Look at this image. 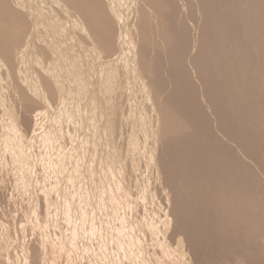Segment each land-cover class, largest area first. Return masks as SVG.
Listing matches in <instances>:
<instances>
[{
    "label": "rangeland",
    "instance_id": "374dc122",
    "mask_svg": "<svg viewBox=\"0 0 264 264\" xmlns=\"http://www.w3.org/2000/svg\"><path fill=\"white\" fill-rule=\"evenodd\" d=\"M2 1V0H1ZM6 2L8 1V0H5ZM11 1H13V0H9L7 3L8 4H10V2ZM21 1V0H20ZM25 2V4H28L29 3V5H26V9L25 8H23L22 9V11H24V12H22V15H23V17H24V20H23V22H30L28 25H27V23H26V26H28V27H30L29 28V30L27 29V27L25 26V25H23V24H20V22H19V24H14V22H13V26L12 25H5L4 23H2V22H0V41H2V42H4V43H7V44H11L12 46H10V45H8L9 47H10V49L12 50V52H14L15 50V57H16V52L17 51H20L21 50V44L23 45V43H24V40H25V38L26 37H28V38H30L29 39V41L31 40V41H33V42H29V51H27L26 50V53L27 54H30V55H32L33 54V58L29 55H27V57L29 58H31L32 60H31V62H32V64H30L31 62H28L27 60H28V58L26 57L25 58V56H24V58L26 59V60H24V61H26V62H23L22 61V63H23V65H21V64H19L20 66H22V69H21V67L19 68V69H21V70H23L24 69V71H25V74H24V76H22V74H18V76H20L19 78H20V80H18V82L19 81H21L22 79H23V77H26V75H27V73H28V75H27V78H29L30 80H31V78H32V80H31V84L34 82V80L36 81L35 82V84L33 83V87L32 88H30V90H29V92H28V87L24 84V83H17V78L18 77H16L17 75H15V73H11V71L9 72V74H10V77L8 78V77H6V76H9V75H7L6 74V72H4L3 71V69H1V68H4V70H5V67L4 66H1L0 67V77H2V79L4 78V82L5 83H3V82H0L1 84L3 83V84H6V83H10V81H12V79H13V81L15 82H11V85H12V83H13V85L11 86V87H13L14 85L16 86V87H18V89H16V88H14V91L15 92H13L12 93V91L13 90H9L11 87L9 86H7L8 84H6L5 86L4 85H1L0 84V89L2 88V91H4L3 90V88L4 87H8V88H6V89H8L9 91H7V90H5L6 92H7V98L4 96V94L6 93H3V95H2V93L0 92V94L2 95L1 97H0V101L4 104L3 105V107H2V105H0L1 106V108L3 109H0V115H1V117H3V114H6L5 112H11L10 110L13 108L14 109V107L15 106H19L18 104H17V102L19 101L20 102V107L21 108H19V107H17V108H15L14 109V111L12 110V112L11 113H8V114H6V115H8V116H10V114H11V116H10V119H9V117H7V116H4L2 119H1V117H0V126H2V124L4 125L2 128H0V139L1 138H3V137H1V136H3V134H4V129L3 128H6V126H8L9 124V126H11L13 123H14V127H12V129L14 128V129H16V126L15 125H17V128L19 129V127L18 126H20V125H18V124H21V126L23 127V129L22 130H19L20 131V134L23 136V135H27L26 137H23L22 139H24V141L25 140H27L25 143H27V144H25L24 143V147H23V140L21 139V137L22 136H20L19 137V139H21V141L17 138V137H15V136H19L20 134H18V129H16V130H14L13 129V131L12 132H15L16 134H13L12 133V135L13 136H10V131H11V127L9 128V126H8V128L10 129H8L7 130V128L5 129V131L7 130L8 131V133H9V136H10V138L11 137H15L14 139L15 140H17L16 142H15V140L13 141V138H11V139H9L8 137V135H5V137L3 138V143H7V141H4L5 140V138H6V140H10V144H9V142H8V144H3V143H1V148H0V156H2V158H4L5 156L7 157V158H5L4 160L3 159H1V157H0V162H1V164L2 163H4V166H7L8 164H9V162H8V164L6 165V163L7 162H5V161H10L11 163L10 164H13V165H8L7 166V168L8 169H10V170H7L6 171V169H0L1 171H0V174H2V175H0V177H1V180H2V178H3V182L1 181L0 182V264H234V263H236V264H264V223H263V225L259 228L258 226V228L257 227H255L253 224H249V227H248V225L246 226L245 224H242V225H240V226H242V228L239 226V227H236V230H238V233L237 234H239L240 236L242 235L240 232H242L243 233V230L244 231H246L245 229H247L248 230V232H245V233H243V235L245 236H241V239H240V236L238 237V235H237V237L235 238V240H233V239H230L229 237H231V236H229L228 238H225V233H222L221 232V234L218 232L217 234L218 235H216V238H213V239H211V238H208L207 239V237H206V235H205V230H206V228H207V224H206V222H205V219H204V217H202L201 218V231L200 232H198V230L194 227V225L191 227V229H190V226H191V223L189 222V220H186V218H185V216H184V213H183V215L181 216V202L185 199V198H183L184 197V195L182 194V193H180L179 195H177V194H175L174 193V191L171 189V188H169L170 186H168V184H166V183H168L167 182V178L165 179V177H166V172H165V170H164V172L163 171H161L160 169H162L163 170V168H164V166H162L164 163V161L166 160V152H162L161 150H165V148L163 147V144H164V146H165V143H163L162 141H164L163 140V138L164 137H162L163 135L162 134H164L163 132H164V130H163V122H162V119H160L159 117V115H160V113H164V106L162 105V104H164L163 102L165 101V96L167 95V92L169 93V91L168 90H170L171 91V89H172V86H171V82L169 81L170 80V78L169 77H171V74H167L166 72H165V70H164V72H162L161 74V80L163 79H165L163 82L161 81L160 82V80H156V82H154L155 80H153V79H156V76L154 77V75L152 76V74H153V69L151 68V66L148 68V67H146V72L145 71H143V69H144V67H145V64H147V63H143L142 62V58L140 57V59H139V55H138V53L137 52H135V51H137L138 50V48H137V46H141L140 45V40H141V42L142 43H144V41L145 40H143V39H141V38H143V32H144V36H147V38H146V41L148 42H151L150 40H152L154 43H159V42H161L162 41V39H163V37H161L162 35H160L159 33H158V31H160V30H157L156 31V29H158V23L156 24V26H154V23L155 22H158L156 19H154V15L152 14V11H154V8L155 9H159V5L161 6L162 5V3L161 4H157V2H147L146 0L144 1H142V0H134V2L133 1H130L129 2V0H114V3L116 2V1H119L120 2V4H118L117 5V3L118 2H116V4H115V7L117 8L119 5H120V7H122V8H119L118 7V9H116L115 7H114V3H113V5H111V2H109L108 0H103V1H100V3H102V5H104V3L106 2V1H108V3H105V6H103V7H105V14L107 13L108 15H110L111 13H114V12H116V13H114V16L116 15V16H118V18L117 17H115V19H113L114 18V16H113V14H111L110 15V17L108 16V15H105V18L107 19V20H109V21H107L106 19H104V20H102L103 18H104V16L102 17V19H101V21H102V23L104 22H106L105 23V25H104V23H103V29L105 30H103L104 32V34L102 33V37L103 36H105V35H107V36H105V38L103 39V38H101L103 41V47L106 49V46H107V48H108V46H109V42L110 41H113V42H111V47H112V49L114 50V51H112V49L111 48H109L110 50H108V51H106L105 52V54L104 53H102L101 51L100 52H98L99 51V47H98V44H99V41H92L91 40V38H90V35L88 34V32L86 31V30H84V27H82V26H79L80 25V23H79V25H77L76 24V22L77 21H75V16H73V14L71 13H69L68 14V10L66 9V6L64 5V3L61 1V0H55L56 2H57V9L55 8L54 9V7H55V5L54 4H52L53 2H52V0L49 2L48 0V2L49 3H47V1L46 0H44V1H46V2H44L43 0H22V2ZM28 1V2H27ZM31 1H35L36 2V4H35V2H34V4H32L33 2H31ZM127 1H128V4H127ZM176 0H171V2L170 1H165L164 0V2H165V4H164V6H165V8L168 6V7H173V10H172V8H168L167 7V9H169V12H171L170 14H168V13H166V15L168 14L169 16L172 14V21L175 19V20H177L176 22H178L179 21V23H180V21H181V19H182V21H181V25H182V29H181V31H183V30H187L186 28H188V31H185V34H184V38L182 37V36H180V39H182L183 41H184V39H185V41L184 42H189V43H184L185 44V46L184 45H182V46H184L182 49H179V51H178V54L176 55V54H174L175 56L173 57L174 58V60H175V62L177 61V60H180V58L182 57V56H184V53H186L185 54V56L184 57H186L185 58V61H183L184 60V57H182L181 58V60L185 63L184 65H183V68H184V71L186 70H188V74H186L187 76H188V78H189V80H191V81H189L190 82V85L191 84H194V83H196V82H194V80H192V78L194 79V77H193V75L195 76V79H198L197 80V83H199L201 86L203 85V84H205L204 83V81H202V78H201V75H200V73H197V69L196 70H192V71H189V70H191L192 68L193 69H195V65L193 64V59H192V57H195V55L197 56V52L199 51L200 52V50L201 49H198L199 47L198 46H200L201 45V43L203 42V37L201 38V36L200 37H198L201 33V35H203V33H204V31L202 32V30L204 29V27H203V25H205L206 24V18H205V20H203L202 19V17L204 18V14H203V16L201 17V15H202V13L204 12L203 10V5H202V3L200 2V0H198L197 1V4H200V6H198V5H196L195 4V2L196 1H194V0H192V2L190 1V3H189V0H178V1H176ZM180 1V2H179ZM182 1H186V2H188V4H189V6L187 7V6H185V5H188L187 3H184V2H182ZM193 1H194V4L192 5L191 3H193ZM228 1V0H227ZM230 1V0H229ZM23 2V3H24ZM30 2H31V4H30ZM52 2V3H51ZM104 2V3H103ZM124 2V3H123ZM141 2V3H140ZM169 2L171 3L170 5H169ZM175 2V3H174ZM199 2V3H198ZM232 2H234V3H236V6H235V10H237V11H235V13H233V14H231V12H230V17L228 18L227 17V15H228V13H225L224 14V18H222L223 16H219V14H218V17H219V19H224L223 21L224 22H226V23H228L229 21V23H231V20L233 19H237V17H238V22L236 21V20H234L235 22H237V23H240V22H242V21H240V20H242V16H243V12H242V10H240V9H243V7H242V5L243 4H241L240 2V4H241V6H239V3H238V0H236V2H235V0H233ZM21 3V2H20ZM22 3V4H23ZM49 4V5H45V4ZM123 3V4H122ZM134 3V5H131V4H133ZM143 3H144V5H143ZM146 3V4H145ZM147 3H150V4H148V7L147 8H145L146 6H147ZM152 3V4H151ZM155 3V4H154ZM180 3H181V5H183V6H185L186 8H188V9H186L185 7H181V8H185L184 10L183 9H181L179 6H181L180 5ZM184 3V4H183ZM220 3H222L221 1H220ZM220 3H219V5H220ZM11 4H12V2H11ZM21 4V6H23V7H25V4H23L22 5ZM106 4H110V6H111V9H110V6H108V5H106ZM155 6H154V5ZM156 4L158 5V6H156ZM173 4H178L177 6L178 7H176V5L174 6ZM192 5V7H193V9H192V7L190 8V9H192L191 11L193 12L194 11V9H195V11L193 12V14H191V11H189V7ZM31 5H33V6H35V7H31ZM40 5H42V7H40ZM54 5V6H53ZM123 5H124V7H123ZM128 5H129V7H128ZM138 5H141V7L142 6H144L143 8V11H142V9H141V7L139 6L138 7ZM196 5V6H195ZM237 5L239 6V7H237ZM39 7V9L41 8V11L38 9V7ZM51 8H50V7ZM53 6V7H52ZM154 6V7H153ZM220 6H222V5H220ZM37 7V8H36ZM113 7L115 8V9H113ZM138 7V8H137ZM156 7H158V8H156ZM174 7H176V9L174 8ZM198 7V8H197ZM201 8V11H199L200 10V8ZM223 7V6H222ZM239 9H237V8ZM241 7V8H240ZM30 8V9H29ZM127 10H126V9ZM131 8V9H130ZM164 8V9H165ZM177 8H178V10H177ZM179 8L181 9L180 11V13H178L179 12ZM34 9H36L35 11H34ZM50 9V10H49ZM53 9V10H52ZM108 9H110V10H108ZM129 9H130V11H129ZM140 9H141V11H142V14H143V17L144 16H146V14H150V12H151V14L150 15H147L146 17H142L143 19L141 20V19H138V17L139 18H141V15L139 14V12L141 13V11H140ZM147 9H151V10H148L147 11ZM160 9H162L163 10V8H161L160 7ZM163 10V11H166V12H168V10ZM196 9H198L197 11H196ZM31 10H33V11H31ZM39 10V11H38ZM49 10V11H48ZM58 10V11H57ZM111 10H115V11H112L111 12ZM118 10V11H117ZM120 10H122V11H120ZM139 10V12H137ZM147 11L146 12V14H145V12L144 11ZM219 10V9H218ZM218 10H216V12L218 11ZM223 10V9H222ZM128 11V12H127ZM131 11H134V12H131ZM136 11V12H135ZM172 11L174 12V14L172 13ZM175 11H178L177 13H178V15H176V12ZM185 11V13H183ZM203 11V12H202ZM224 11V10H223ZM226 11V10H225ZM230 11H231V9H230ZM238 11L240 12L239 14H238ZM34 12V13H33ZM42 12V14L44 15V20L42 19V17H43V15L41 16V14L40 15H38L39 13H41ZM49 12V13H48ZM57 14H56V13ZM110 14H109V13ZM118 12H120L119 14L120 15H118ZM128 13V15H127V13ZM130 12V13H129ZM190 12V14H188ZM219 13H220V15L222 14L221 13V8H220V11H218ZM233 12V11H232ZM25 13V14H24ZM30 13H31V15L33 14V16L34 15H36V13H37V16H39V17H41V18H37L36 19V17H33V16H31L30 15ZM53 13H54V15H53ZM135 13H136V15H135ZM154 13V12H153ZM182 13V14H181ZM194 13H195V15H196V13L197 14H199L198 15V17H197V15H196V17L198 18V23L196 22V17H194L195 15H194ZM214 13H215V11H214ZM45 14H47L46 16H45ZM51 14V15H50ZM66 15V18H64L62 15ZM124 14V15H123ZM132 14V15H131ZM185 14V15H184ZM187 14V15H186ZM236 14V15H235ZM14 15V12L13 11H11V14H10V17H9V19H10V22L12 23V16ZM25 15V16H24ZM27 15V16H26ZM57 15V16H56ZM60 15V16H59ZM175 16V18H174V16ZM181 15V16H180ZM192 16V17H189V16ZM228 15V16H229ZM234 15V16H233ZM239 15V16H238ZM31 16V17H30ZM50 18H49V17ZM111 16H113V17H111ZM119 16H121V17H119ZM135 16H137V18L136 19H134V17ZM177 16V17H176ZM201 18H200V17ZM241 16V17H240ZM32 17L34 18V19H32ZM127 17V18H126ZM151 17H152V22H151V24H149L150 23V19H151ZM156 17V16H155ZM178 17H180L179 19H178ZM225 17H227V18H225ZM235 17V18H234ZM241 19H240V18ZM26 18V19H25ZM27 18H30V20L29 19H27ZM49 18V20H46V19H48ZM53 18L54 19H56V20H58V18H61V20H59V21H56V20H53ZM117 18V19H116ZM121 18V19H120ZM125 18V19H124ZM129 18V19H128ZM177 18V19H176ZM190 18V19H189ZM191 18H195L194 19V21L196 22V25L195 26H193V24H194V21H191L190 22V20H191ZM232 18V19H231ZM38 19H42V20H38ZM66 19V20H65ZM127 19L129 20V21H127ZM132 21H131V20ZM145 19V20H144ZM146 19H147V21H146ZM186 19H187V21L196 29V32H195V30H193L192 29V26L190 27V24L188 25H186L187 27H185V29L183 28L184 26H185V23H188V22H185L186 21ZM192 19V20H193ZM225 19H227V20H225ZM29 20V21H28ZM34 20H36L37 22H40V23H43L42 25V27L40 26H38L39 27V33L41 32V29H43V30H49V28H46L48 25H53L52 27L54 28V26L56 25V27L53 29V31L55 30V32L56 31H58V33L60 34V36H61V38H63L62 40L63 41H65L63 44H66V45H62L61 47H62V51H63V53H62V51L60 52V53H62V55L63 56H65L66 58H67V60L71 57H67L68 55H69V52H70V48L72 49V51L75 53V55H76V57H77V60L76 59H74L72 62H73V64H72V62H71V64L72 65H70V67H72L71 68V72H75V73H77V71H79L81 68H83L84 67V71L82 72V74L84 75V77L83 76H81L80 74H77L78 76L80 75V78H76V76H75V79H74V77H73V73L71 74V76L73 77H71L69 74V76L68 75H62V72H65V71H62V68H63V70H65L66 69V72H68L69 71V69L70 68H67L68 67V65H65V64H68V63H70L69 61H70V59H72V58H70L69 59V61H68V63H67V60H64L66 63L64 64L63 62H60L59 63V67H58V69L57 70H59V71H57V72H59V73H61L60 75L61 76H65V78L66 79H69V77H70V79L69 80H71V79H73L72 80V83H71V81L69 82V81H66V83H68V84H61V86H63L64 85V89L66 90V87L70 84V88H72V89H70V88H68L67 87V95L65 94V90L63 91L62 89H60L59 87H60V84L59 83H61V81H59L60 79H57L58 77L59 78H62V77H60V75H59V73H57L59 76H57V78H56V84L58 85V87H57V89H56V91L57 90H62L63 91V93L62 94H64V95H62V94H60V92L59 91H57L56 93H58V94H60L59 95V97L62 95L63 96V98H62V96H61V99H62V101L64 100V102H65V104H66V102H67V104H68V106H67V104H66V106L68 107V114L66 115V117L64 116V112H62L63 110L65 111V114H66V106H65V104H63V103H61V105L62 106H65V109H63L62 110V106H60L59 108H58V105L60 104L59 102H62V101H59V99L60 98H56V96H54V95H57L58 96V94H56L55 93V87L57 86H55V84H54V88H53V84H52V82L54 81L55 82V80H50V78L48 79V83L50 84L49 86H51L52 85V88H49V86H48V88H47V86H46V84H45V80L44 79H46L47 77H45L44 79H43V77L45 76V75H43V76H41L40 74H42L41 72V67H40V69H39V67H38V70H40L41 72H39L38 70H37V66H33L32 67V65H34L35 63H34V61H33V59L35 58V57H37V56H39V57H41V56H43V61L41 62V63H44V64H42V65H49L50 64V62L49 61H51V60H49V56H48V54L46 53L47 51V49L46 50H43V49H45L46 47L48 48V46H46V45H44L43 43L44 42H46V44H48L47 42V40H48V38L52 35V37H50L51 39H53L54 40V38L56 39L58 36H56V37H54L53 38V32H51V33H49L50 32V30L49 31H47L48 33H46L47 35H45V33L44 32H46V30L45 31H43V32H41L42 34L44 33V35H42L43 37H39L40 39H45L44 41L43 40H41L40 41V43L39 42H37V40H38V35L36 36V34H39V33H37V30H38V28H37V30L34 28H32V27H34V24H36L37 22L35 21V22H33ZM48 22V23H45L46 21ZM68 20V21H67ZM77 20V19H76ZM119 20H121V21H123V22H121V21H119ZM125 20V21H124ZM138 20V21H137ZM139 20H141V22H139ZM156 20V21H155ZM174 20V21H175ZM232 20V21H233ZM44 21V22H43ZM52 21V22H51ZM57 23H56V22ZM60 21H62L61 23H62V25H61V23L59 24V22ZM116 21V22H115ZM148 21H149V23H148ZM203 21H205V22H203ZM223 21H222V28H223V26H226L227 27V25H228V27L227 28H223L224 30H226V29H228L229 31H230V33H229V31H227L228 33H229V38H228V33H226L225 32V35L223 36V37H225L226 35H227V38H224L227 42L228 41H230V42H232L231 40H232V38L231 37H234V35H232L233 33H231L232 31L230 30V29H232L231 27H234V22H232L231 23V27L229 28V23L226 25V24H224L223 23ZM54 22V23H53ZM110 22V23H109ZM117 22H119V23H117ZM121 22V23H120ZM144 22H147V23H144ZM154 22V23H153ZM175 22V24H177ZM193 22V23H192ZM199 22H200V24H199ZM203 22V23H202ZM17 23H18V21H17ZM34 23V24H33ZM52 23V24H51ZM56 23V24H55ZM112 23V24H111ZM124 23V24H123ZM130 23H132L133 24V26L134 27H136L137 26V23L139 24L138 26V28L136 27L135 28V30L138 32V30H139V33L141 34V36H140V34L139 33H137L136 31H134V28H133V26H131L132 24H130ZM141 23H143L142 24V26H144V24H147L148 26L149 25H151L152 26V28L149 26H147V28H149L150 30L152 29L153 31H149L148 29H147V31L145 32V28H146V26H144V28L143 27H141ZM178 23V24H179ZM183 23H184V25H183ZM25 24V23H24ZM48 24V25H47ZM65 24V25H64ZM74 24V25H73ZM111 24V25H110ZM201 24H203V25H201ZM224 24V25H223ZM22 26V27H20V26ZM67 25V26H66ZM114 25V26H113ZM122 25V26H121ZM129 25V26H128ZM180 25V26H181ZM220 25V24H219ZM242 25V24H241ZM62 27V29H61V27ZM63 26L64 27H66V29L65 28H63ZM78 26V28H76ZM110 26V27H109ZM113 26V27H112ZM128 26V27H127ZM132 27V31L129 29V28H131ZM178 27H179V25H177ZM199 26H202L201 28L199 27ZM25 27V28H24ZM80 27V28H79ZM109 27V28H108ZM126 29H125V28ZM197 27V28H196ZM199 27V28H198ZM220 27V28H221ZM22 28H24L25 30H23ZM32 28V29H31ZM116 30H115V29ZM121 28V29H120ZM140 28L141 29H143V30H141V32H140ZM154 28H156V29H154ZM180 28V27H179ZM192 30H191V29ZM239 28H240V31H242V30H244L245 28L243 27V26H238V29H237V33L235 32V36H237L236 34H238V31H239ZM23 31H22V30ZM26 29L28 30L27 32H26V34H22V33H25L24 31H26ZM76 31H75V30ZM109 29V30H108ZM110 29H111V31H110ZM114 29V30H113ZM120 29V30H119ZM138 29V30H137ZM190 29V30H189ZM200 30V32H199V30ZM242 29V30H241ZM20 30H21V32H20ZM33 30V31H32ZM64 30V31H63ZM65 30H66V32H65ZM70 30V31H69ZM71 30H74V33H73V31H71ZM119 30V31H118ZM125 30V31H124ZM180 30V29H179ZM35 31H36V34H35ZM107 31V32H106ZM110 31V32H109ZM131 33H129V32ZM190 31V32H189ZM191 31H193L195 34H192L193 32H191ZM247 31V30H246ZM30 32H32V33H30ZM33 32H34V34H35V36H36V38H37V40H36V38H35V36H34V34H33ZM54 32V33H55ZM65 32V33H64ZM87 32V34H88V36H86V33ZM119 32V33H118ZM121 32V33H120ZM125 32H127L126 34H125ZM133 32H135V33H133ZM148 32V33H147ZM156 32V33H155ZM184 32V31H183ZM182 32V33H183ZM187 32L188 33H190L191 35H193V36H190V38H191V41H190V38L188 37V39L189 40H186L187 38H185V37H187V35L189 36V34H187ZM199 32V33H198ZM245 30L244 31H242V32H240L238 35L239 36H237V38L236 37H234V38H236V39H238V37H239V40L241 41L240 43L241 44H243V49H245V50H247L246 48H244L245 47V45H246V47H247V45H248V47H249V42H247L249 39H248V36H247V32H245L246 33V35H245ZM73 33V34H72ZM116 33H117V35H116ZM122 33H124V34H122ZM132 33L134 34V35H132ZM149 33L151 34L152 33V35H151V38H153V39H151L150 38V36H149ZM155 33V34H154ZM196 33H197V35H196ZM241 33H243L244 35H242ZM29 34V35H28ZM48 34L50 35L49 37H45L44 38V36H48ZM71 34V35H70ZM76 34V35H75ZM79 34V35H78ZM84 34H85V36L87 37H84ZM130 34V36L132 37L133 36V38H131L130 36H128V35ZM137 36H136V35ZM145 34H147V35H145ZM242 35V37L244 38V36H246L245 37V40L243 39V41H242V37H240L241 35ZM25 35V37H23V38H21L22 36H24ZM26 35H28V36H26ZM31 35V36H30ZM73 35V36H72ZM74 35H75V37H74ZM109 35V36H108ZM115 35V36H114ZM125 36V40H124V36ZM156 35H159V36H156ZM181 35H183V34H181ZM186 35V36H185ZM197 36V37H194V36ZM230 35H232L231 37H230ZM59 36V37H60ZM69 36H70V38H69ZM76 36H78L77 38H76ZM81 36V37H80ZM127 36V37H126ZM153 36V37H152ZM157 37V39L156 38H154V37ZM35 39H34V38ZM110 37V38H109ZM114 37H115V40H114ZM121 38V41H119V43H116L119 39L118 38ZM137 37H141L140 39L138 38V39H136ZM148 37L150 38V40H148ZM222 37V38H223ZM18 38V39H17ZM60 38V39H61ZM66 38V39H65ZM90 38V39H89ZM113 38V39H112ZM128 38V39H127ZM197 38V39H199V40H195V39ZM16 39V40H15ZM19 39H21V40H19ZM23 39V40H22ZM35 41H34V40ZM39 39V40H40ZM59 39V38H58ZM58 39H56V40H58ZM60 39L58 40L59 42L58 43H60V44H62V42H60ZM105 39H107V40H105ZM109 39V40H108ZM134 39V40H133ZM161 39V40H160ZM202 39V40H201ZM228 39V40H227ZM18 40V41H17ZM56 40L55 41H53V42H55V44H56V49H61V47L59 46L60 44H58L57 45V42H56ZM95 40V39H94ZM105 40V41H104ZM124 42H123V41ZM143 40V41H142ZM194 40V41H193ZM234 40V39H233ZM11 41V42H10ZM12 41H16V42H13V43H16V44H13L12 43ZM22 41V42H21ZM50 41V40H49ZM106 41H107V43L108 44H106ZM109 41V42H108ZM127 41H129L131 44H128L129 42H127ZM134 41H139V42H134ZM196 41V42H195ZM247 42V43H245V42ZM35 42H37L36 44H35ZM115 42V43H114ZM122 42V43H121ZM128 44H126V43ZM146 42V43H147ZM153 42H151V43H153ZM195 42V43H194ZM197 42H198V45H197ZM199 42H201V43H199ZM21 43V44H20ZM31 43V44H30ZM43 44V46H46V47H44L43 48V46L41 45H37V44ZM98 43V44H97ZM139 43V44H138ZM141 43V44H142ZM146 43H144L145 44V46H144V44H142L143 45V47L145 48V47H147V48H145L146 50H147V53H148V51H149V48H152V44L151 45H148V43L146 44ZM193 43V44H192ZM19 44H20V46H19ZM28 44V43H27ZM37 45V46H35V45ZM124 44H125V46H124ZM133 44H135V45H133ZM150 44V43H149ZM189 44V45H188ZM224 44H225V42H224ZM230 44V43H229ZM228 44V45H229ZM240 44V46H241V48H242V45ZM120 45V46H119ZM132 45V46H131ZM191 45H193V47L191 46ZM195 45V46H194ZM197 45V46H196ZM15 46V47H14ZM58 46V47H57ZM66 46H67V51H65L66 50ZM114 46V47H113ZM116 46H118V48H116ZM127 46V47H126ZM129 46H130V48H129ZM134 46V47H133ZM239 46V47H240ZM37 47V48H36ZM122 47V48H121ZM186 47H188V49L192 52V51H196V52H193L192 54L190 53L189 54V50L186 48ZM192 47V48H191ZM195 47H197L196 49H195ZM202 47V45L200 46V48ZM0 48H1V43H0ZM12 48H14V50L12 49ZM16 48V49H15ZM41 48V49H40ZM43 48V49H42ZM97 48V49H96ZM119 48H121V49H119ZM132 48H135V49H132ZM137 48V49H136ZM9 49V50H10ZM34 49V51H32V50ZM35 49H37V51L35 50ZM117 49H119V51L117 50ZM129 49V50H128ZM130 49H132V50H130ZM192 49V50H191ZM198 49V50H197ZM11 50H10V54H9V51L8 52H5V54L3 53V55H4V57L3 56H1V57H3L5 60H6V58H8L9 60H10V62H9V60L7 61L8 63H10L11 64V67L13 68L14 67V65H15V67L16 66H18L17 65V63H15L16 61H17V57L15 58V57H11L13 54L11 53ZM43 51V53H42V51ZM57 50V51H58ZM121 50L123 51V53L121 52ZM133 50H135L134 52H133ZM186 50H188L187 52H186ZM236 50V48L234 49V51ZM2 51V49H0V52ZM33 53H32V52ZM65 51V52H64ZM109 51H110V54H109ZM127 51V52H126ZM130 51V52H129ZM145 51V50H144ZM185 51V52H184ZM230 51V50H229ZM237 51V50H236ZM248 51V50H247ZM29 52V53H28ZM31 52V53H30ZM41 52V53H40ZM45 52V53H44ZM67 52H68V55H67ZM112 52V53H111ZM118 52V53H117ZM121 52V53H120ZM129 52V53H128ZM184 52V53H183ZM6 53H8V54H6ZM25 53V52H24ZM25 53V54H26ZM38 53V54H37ZM40 53V54H39ZM97 53H99L100 54V56L97 54ZM102 53V54H101ZM113 53H115V54H113ZM125 53V54H124ZM128 53V54H127ZM135 53V54H134ZM151 53V54H150ZM150 53H148L147 54V56L149 55V57H150V59H152L153 57V53L151 52V49H150ZM176 53V52H175ZM181 53V54H180ZM183 53V54H182ZM234 53H236V52H234ZM233 53V54H234ZM71 54V53H70ZM73 54V53H72ZM71 54V55H72ZM111 54H113V55H111ZM121 54H122V56H121ZM132 54H133V56H132ZM137 54V55H136ZM238 53H236V55H237ZM13 55V56H14ZM35 55H37V56H35ZM44 55H45V57L47 58H45L44 57ZM109 55V56H108ZM116 55H118L117 57H116ZM127 55V56H126ZM129 55V56H128ZM152 55V56H151ZM187 55L190 57H187ZM239 55V54H238ZM35 56V57H34ZM105 56H106V58H105ZM108 56V57H107ZM114 58H113V57ZM121 58H120V57ZM123 56H126V57H123ZM137 57V59L135 58V57ZM176 56H179V57H176ZM240 56V55H239ZM11 59H10V58ZM113 59H112V58ZM116 57V58H115ZM134 57V58H133ZM152 57V58H151ZM229 57H230V54H229ZM108 58V59H107ZM112 60H111V59ZM120 59V61L118 62V60L117 59ZM129 58V59H128ZM143 58H145V57H143ZM177 60H176V59ZM250 58L253 60L254 59V57L252 58L251 57V55H250ZM16 60V61H14V62H12V60ZM126 61H125V60ZM187 59L188 60H190V62H192L191 63V65L189 64L188 66H187V64H188V61H187ZM49 62V63H47V64H45L46 62ZM78 61V60H81V61H78V62H81V64L80 63H76L75 62V64H74V61ZM104 60H105V62H106V60L108 61V60H110L109 62H110V65H108V68H107V64H109V62L108 63H105L104 62ZM132 60V61H131ZM134 60V61H133ZM136 60V61H135ZM146 60V59H145ZM180 60V62L178 61V63H181L182 61ZM29 61H30V59H29ZM114 61V62H113ZM139 61V62H138ZM144 61V60H143ZM18 62V61H17ZM82 62H83V65H82ZM118 62V63H117ZM125 63V66H123L124 68H126L127 66H128V69L126 70V69H124V68H122L121 67V65H124V63ZM129 62H131V63H129ZM142 62V63H141ZM183 62H182V64H183ZM189 62V63H190ZM254 62V63H253ZM252 63V65H255V60L253 61ZM8 63L6 64V65H8ZM27 64V63H29L30 64V67L29 68H32L31 70H28L27 71V73H26V66L27 65H29V64H27L26 66H24L25 64ZM111 63H113V64H111ZM119 63L121 64V65H119ZM127 63H129L128 65H127ZM137 63H138V66H137ZM152 63H153V61H152ZM76 64H80V65H82L83 67H81L80 68V65H77L78 67H79V69L77 70V66L75 67V65ZM118 64V65H117ZM131 64V65H130ZM134 66H133V65ZM140 64H141V66H143V67H141L140 66ZM154 65H156V63H153ZM153 64H152V66H153ZM2 65V64H1ZM13 65V66H12ZM62 65V68L61 69H59L60 68V66ZM66 67H65V66ZM112 65V66H111ZM186 65V66H185ZM257 65V64H256ZM252 66V68L253 67H255L256 69H252L251 71H250V69H249V74L250 75H252L253 77H256L257 78V76L260 74V72H258V69H260V68H257V66ZM74 66V67H73ZM104 66V67H103ZM105 66H106V69H105ZM131 66V67H130ZM135 66H137V67H135ZM186 68H185V67ZM191 66V67H190ZM14 67V68H15ZM48 67V66H47ZM49 67H50V65H49ZM112 67H113V69H112ZM118 67V68H117ZM134 67V68H133ZM153 67H155V66H153ZM158 66H156L155 68H157ZM187 67H189V68H187ZM259 67V66H258ZM28 68V67H27ZM73 68H74V70H73ZM119 68H122V69H124V70H122L124 73H122V71H120L119 70ZM131 68H133V69H131ZM139 68H141V70L139 69ZM151 68V69H150ZM33 69H36V72H35V70H33ZM102 69L105 71V73H104V71H102ZM108 69L110 70V71H108ZM116 69H118L119 71H118V74L119 73H121V75L124 77V74H125V70L126 71H128L126 74L128 75L127 76V79H128V77H129V79H128V81H129V83H131L130 84V86H129V83H128V81H127V83H126V81L125 80H127V79H123V77L121 76V75H117L116 77H118L119 78V76L121 77V78H119V80H121L122 79V81H120L119 82V80H117L118 78H116L115 77V75L113 76V75H111L112 77H114V79L115 80H117L119 83H121L120 85L122 86L123 84H127L126 86L127 87H129L130 88V95H128V96H126V93H129V92H126V91H124V90H122V89H126V88H124V86L125 85H123V87H120L118 84L119 83H115L114 84V81L115 80H113V81H111V82H113L112 84L114 85V89H113V85H111V83L109 82V85L107 84L108 83V81L106 82L105 81V83L107 84H105L104 83V79L105 80H107V79H109V78H111L112 79V77H110V73L111 72H115L116 73ZM138 69V70H137ZM68 70V71H67ZM75 70H77V71H75ZM83 69H81V71H82ZM112 70V71H111ZM114 70V71H113ZM132 70V71H131ZM148 70H150V73H148ZM151 70H152V72H151ZM255 70H257V76L255 75V73H256V71ZM6 71V70H5ZM33 71V74L31 73V72ZM62 71V72H61ZM108 71V72H107ZM130 71V72H129ZM138 71V72H137ZM141 71V72H140ZM163 71V70H162ZM185 71V73H187ZM193 71H195L196 73H197V75H195V72H194V74L192 73ZM260 71V70H259ZM39 72V74H36V73H38ZM65 72V74H67ZM71 72H69V73H71ZM144 72V73H143ZM189 72H191L190 73V75L192 74V77H189L190 75H189ZM253 72H255V73H253ZM2 73H4V74H2ZM78 73H80V71L78 72ZM132 73H135V74H132ZM144 74V75H146V73H147V75L145 76V77H143L142 76V74ZM166 74V75H164V74ZM29 74H30V77H28L29 76ZM112 74V73H111ZM125 74V75H126ZM131 74H132V76H131ZM150 74V75H149ZM154 74H155V71H154ZM5 75V76H4ZM33 75V76H32ZM34 75H36V76H34ZM74 75H76V74H74ZM130 75V76H129ZM169 77H168V76ZM255 75V76H254ZM14 78H13V77ZM37 76H41L40 78H42L43 80H41V79H39V77H37ZM68 78H67V77ZM77 76V77H78ZM106 76V77H105ZM147 76H148V79H147ZM164 76V77H163ZM166 76V77H165ZM200 78H199V77ZM38 79V82H41L40 84L42 85V86H40V84L37 82V80H36V78ZM132 77H133V79H132ZM139 78V80L138 79H136V78ZM163 77V78H162ZM5 78H8V79H10V80H7L6 79V81H5ZM18 78V79H19ZM35 78V79H34ZM65 78H62L61 80L63 81V79H65ZM83 78V81L85 82L84 84H83V81H81V79ZM107 78V79H106ZM132 80H131V79ZM147 79L146 81L145 80H142V79ZM167 78V79H166ZM169 78V79H168ZM2 79L0 78V81H2ZM15 79V80H14ZM79 79H80V81H79ZM259 78H257L256 80L257 81H260V80H258ZM52 81V82H50V81ZM75 80H78V81H75ZM133 80H135V82L133 81ZM138 80V81H137ZM141 80V81H140ZM150 80V81H149ZM152 80V81H151ZM59 81V83H57ZM65 81H63V82H65ZM110 81V80H109ZM125 81V83H123ZM141 83H140V82ZM143 81H145L144 83H142ZM157 81H158V83L160 82V86H159V84L157 83ZM53 82V83H54ZM62 82V83H63ZM74 82H75V84H74ZM76 82H80V84L82 83V85H78L79 83H76ZM116 82V81H115ZM139 82V83H138ZM149 82H150V84H149ZM152 82V83H151ZM165 82V83H164ZM168 84H167V83ZM170 82V83H169ZM203 82V83H202ZM123 83V84H122ZM145 83H147L146 84V87H144L145 86ZM161 83H162V85H161ZM166 85V87L165 88H163V87H161V86H163L164 84ZM196 83V84H197ZM202 83V84H201ZM211 83L212 84H214L213 83V81H211ZM19 84V85H18ZM106 86H105V85ZM133 84V85H132ZM134 84H136V85H134ZM148 84L152 87V90H149V89H151V88H149L148 89ZM154 84H156V85H154ZM215 84H216V82H215ZM214 84V85H215ZM43 85H45L44 87H46V88H44L43 87ZM67 85V86H66ZM83 85H85L84 87H83V89H82V91H81V89L79 90V88H82V86ZM103 85H104V87H107V86H109V87H112V91H111V89L109 88V90H108V88H104V89H107L108 90V93L109 92H113L116 88H118V87H120L121 88V90L122 91H124V93L121 91V90H119V93H120V97H123V94H124V99H125V96L128 98L129 96H131V97H129L130 99H126V101L128 100V103H129V101H130V105L128 104V106H126L125 104H127V103H125V100H124V102H123V99L122 98H119V93H118V89H120V88H118L116 91H114L112 94L114 95V99H113V95L111 94V93H109V96L107 95V94H104L103 93V91H105L104 89H103ZM195 85V84H194ZM194 85H191V87L195 90V88H194ZM2 86V87H1ZM4 86V87H3ZM79 88H78V87ZM81 86V87H80ZM116 86H118V87H116ZM136 86V87H135ZM157 86H159L160 88H159V90H161V92L163 93V98H162V96L161 95H159V94H162L161 92H159V91H157L158 89V87ZM169 86V87H168ZM171 86V87H170ZM199 85L197 84V85H195V87H196V89H197V92L198 93H200L198 96H196V93L197 92H193V93H195V94H193L192 93V91H191V93L193 94V97H194V100H196V102L198 103V101L197 100H199V103H198V106L200 107L201 105V108H203V109H201L200 108V111H201V113L202 112H204V111H207V109H208V111H210V112H208L207 111V113H202V115L204 116V117H206V118H208V116H209V118L207 119V122H208V124H209V126H210V124H214L215 122H217L218 120H216L215 118L216 117H211V116H214L215 115V111H213L214 109H213V107H212V105L210 106V105H207L208 104V102L207 101H209V99H206L208 96L206 95V93H205V91H206V86L205 85H203L202 87L200 86L199 88ZM249 86V85H248ZM39 87H42V89H41V92H42V90H43V92L44 93H46L44 90H48V94L46 93L45 95L47 96V97H43L42 95H40V90H39ZM142 89H140V88ZM155 87V91H153V88ZM169 89H168V88ZM204 87V88H203ZM59 88V89H58ZM129 88H128V91H129ZM139 88V89H138ZM162 88H163V91H162ZM167 88V89H166ZM191 88V89H192ZM203 88V89H202ZM249 88H250V86H249ZM16 89V90H15ZM69 89H70V95L68 96V91H69ZM137 89V90H136ZM146 89V90H145ZM149 91H148V90ZM157 89V90H156ZM164 89L166 90V91H164ZM199 89H200V91H199ZM205 89V90H204ZM18 90V91H17ZM51 90V91H50ZM127 90V89H126ZM135 90V91H134ZM141 90V91H143L144 92V95H140L142 92H139V91ZM204 90V93H202V91ZM246 90V89H245ZM249 89H247V91H248ZM136 91H138V92H136ZM146 91V92H145ZM148 91V92H147ZM153 91V92H152ZM246 91V92H247ZM250 91V90H249ZM248 91V92H249ZM17 92V93H16ZM19 92V93H18ZM51 92V93H50ZM81 92V93H80ZM123 94H122V93ZM132 92H133V94H132ZM135 92H136V94H135ZM151 92V93H150ZM159 92V93H158ZM164 92L166 93V94H164ZM247 92V93H248ZM8 93H12L13 95H10L11 97H10V99H12V100H8L9 99V95H8ZM14 93L17 95V97L15 96V97H13L12 98V96H14ZM105 93H107L106 91H105ZM138 93V94H137ZM147 93V94H146ZM150 93V94H149ZM246 93V94H247ZM42 94V93H41ZM51 94V95H50ZM102 94H104V98H103V95ZM110 94L112 95V96H110ZM115 94H116V96H115ZM122 94V95H121ZM146 94V95H145ZM154 94V95H153ZM49 95V96H48ZM132 95H133V98H132ZM138 95H140V99L137 101V99L136 98H138V97H136V96H138ZM153 95V96H152ZM159 97H158V96ZM196 97H195V96ZM205 97V99H206V101H205V99H203V96ZM68 96V97H70L68 100H67V98L66 97ZM106 96H108V97H110L111 98V100H109V101H107V102H110L111 101V103L113 104H111V106H113V108H115V110L116 111H114L113 109H112V111L113 112H117L118 113V115H119V113L121 114V111L119 112L118 110H120V107L122 106V107H124V106H126V112L128 111L127 109V107H130L131 106V108H132V110H130L131 112H135L138 116H141L143 113H145V115H146V117L148 118H146L145 116H144V118H145V121H147L146 123H145V121L144 120H141V119H138L137 118V120H135L134 118H133V116L134 117H136V114H133L132 115V113H131V117H129V115H126V112H124L125 111V109H122V107H121V109H122V112H124L123 114H125L126 115V117L128 116L129 117V121L132 123L133 121L132 120H130V118H132L134 121H135V123L136 124H139V125H141V122H143L144 121V123H142V126H145V127H142V129H149L150 130V128L149 127H147L149 124H147L150 120L152 121V119H153V125L150 123V126H153V127H151V129L153 130V131H151L152 132V134H150V131L148 130V132H147V135H149V136H151V137H149L148 139L149 140H151V141H148V139H147V141H145L144 140V138H146L147 137V135H145L144 137H141L140 135H138L137 134V132H139V133H141L143 130L141 129V127L138 125V126H136L137 128H135L134 126L135 125H133V124H135V123H132V125H133V128H131L132 127V125L130 124V123H128L127 121V123L125 122V119H124V117L123 116H125V115H123L121 118L122 119H124V120H122V123L124 124V122H125V124H128V126L131 128V129H135L136 130V132L135 131H133V130H131V131H133L134 133H135V135H136V137L138 138V136H140L139 138H138V140L140 139L141 141H137L134 137H135V135L132 137V135H130L129 134V132H130V128L128 127V126H126V128L125 127H123V128H121V126H125V125H123L122 123H119V120L118 119H120V115L119 116H117V113L114 115L112 112L110 113V111H107V112H109L110 114H108L107 112H106V110H109V108L111 107H106L109 103H107V105H106V103L104 104L103 102V100H108V98L107 99H105V97ZM143 96V98H141ZM157 96V98H153V97H156ZM207 96V97H206ZM6 98V99H4L5 101H7V102H9V105L7 104V107H5V101H3L2 99L3 98ZM20 97L21 98H26L28 101H29V103H25V101H22V99H20ZM51 97H55L56 98V100H57V102H56V100H55V98H51ZM116 97H118L119 99H121V101L123 102V104L124 105H122V103L120 104V107L118 108V106H117V104L119 105V102H117V103H115V105H114V101H112V100H115V101H117V99L118 98H116ZM135 97V98H134ZM144 97L146 98V99H144ZM160 97L162 98L161 100H160ZM197 97H201L200 99H203V100H200L199 98H197ZM66 98V99H65ZM135 100L136 99V101L138 102V104H139V101L141 100V102H142V105H143V102H145V104H144V106L147 104L148 106H145V107H149L148 108V110H147V113L149 112L150 114L149 115H147L146 114V108H145V110L142 108V105H141V102H140V104L138 105L139 107H140V109H138V111H140L141 109H143V111H140L139 113H137V108H136V106H137V103L135 102H133V100ZM158 98H159V100H158ZM13 99H15V100H18V101H14ZM52 101V103H54V104H52V103H50V101ZM143 99V100H142ZM67 100V101H66ZM131 100H132V102H131ZM145 100H147V101H145ZM156 100H158V101H156ZM13 101V102H12ZM59 101V102H58ZM120 101V100H119ZM155 103H154V102ZM159 101H162V102H159ZM200 101H202L203 103H205V104H200ZM10 102H12V103H14V104H11ZM146 102H148V103H146ZM149 102H150V104H152V107H151V105L149 104ZM156 102H159V103H156ZM254 102V101H253ZM2 103H0V104H2ZM24 103V104H23ZM210 103V102H209ZM255 103V102H254ZM30 104V105H29ZM50 104H52V105H50ZM56 104V105H55ZM58 104V105H57ZM109 104V105H110ZM157 104H159V106H161V109L163 110H158L157 111V109H156V107L158 106ZM28 107H27V106ZM55 105V106H54ZM104 105V106H103ZM132 105H133V107H132ZM135 105V106H134ZM204 105V106H203ZM9 106H11V107H9ZM57 106V108L59 109V112L61 113H63V116H61L62 115V113L60 114L59 113V115L58 116H56L55 115V112H56V110L58 111V109L56 108V110H55V107ZM115 106V107H114ZM137 106V107H138ZM162 106H163V108H162ZM210 107L211 109H213V110H211V109H209L208 107ZM263 107H264V104L262 105ZM10 108V110H9V108ZM51 107H54V110H51ZM105 107V108H104ZM118 108V110H117V108ZM138 107V108H139ZM155 107V108H154ZM207 107V109H205ZM64 108V107H63ZM112 108V107H111ZM111 108H110V110H111ZM134 108V109H133ZM152 108V109H151ZM158 108H160V107H158ZM6 109V110H5ZM17 109V110H16ZM21 109V110H20ZM53 109V108H52ZM135 109H136V111H135ZM205 109V110H204ZM19 110H20V112H19ZM204 110V111H203ZM2 111H5V112H2ZM53 111H55L54 112V114H53ZM130 111H128L127 112V114L128 113H130ZM151 111V112H150ZM158 113H157V112ZM199 111V112H200ZM213 111V112H212ZM264 111V110H263ZM17 112H19L18 114L19 115H17ZM141 112H143V113H141ZM160 112V113H159ZM1 113H3V114H1ZM13 113V114H12ZM15 113V114H14ZM151 113H153V116L154 117H152L151 116ZM156 114V116H155V114ZM141 114V115H140ZM209 114V115H208ZM12 115H14V116H16L17 115V117H18V120L16 121L15 119L17 118V117H12ZM53 115H55V116H53ZM111 115V117H115L114 119L112 118V121L110 120L111 118L109 117ZM122 115V114H121ZM144 115V114H143ZM143 115L141 116V117H143ZM208 115V116H207ZM211 115V116H210ZM52 116V117H51ZM151 116V117H150ZM157 116H159V117H157ZM262 116H263V118H264V115H261V118H262ZM21 117V118H20ZM53 117H54V119H53ZM55 117H58V119L57 118H55ZM61 117V118H60ZM63 117H65V118H67V119H65V118H63ZM125 117V118H126ZM127 117V118H128ZM140 117V118H141ZM162 118L164 117L163 116V114H162V116H161ZM210 117L212 118V120H216V121H212L211 119H210ZM228 117V120H229V123H230V115H227L226 116V118ZM8 118V119H7ZM11 118H13V121H12V119ZM59 118H60V121H59ZM64 120H63V119ZM143 118V119H144ZM150 118V119H149ZM152 118V119H151ZM3 119H5V121H6V119H7V122H8V124H4V123H7V122H2L1 123V121H4ZM52 121H54L55 119H57V121H58V124L59 125H57L56 123H54V122H52ZM164 119V118H163ZM13 122L12 124H11V121ZM14 120H15V122H16V124H15V122H14ZM67 120V121H66ZM114 120V121H113ZM141 120V121H140ZM149 120V121H148ZM154 120L157 122H154ZM209 120H210V123H209ZM227 120V119H226ZM51 121V122H50ZM66 121V122H65ZM69 121V122H68ZM75 121V122H74ZM116 121H118V123L116 122ZM124 121V122H123ZM136 121H138V123L136 122ZM158 121L159 122H161V123H158ZM212 121V122H211ZM18 122V123H17ZM20 122V123H19ZM42 122H44V123H42ZM50 122V123H49ZM63 122V123H62ZM64 122H65V125H62V124H64ZM70 122H74V126H73V124H71V125H69V123ZM109 122H110V124H109ZM111 122H115V125L114 126H116L115 128H117V131H116V129L114 128V126H113V124H111ZM120 122H121V120H120ZM214 122V123H213ZM228 122V121H227ZM39 123H41V124H39ZM51 123H53V125H54V127H53V125H52V127H51ZM60 123H61V125L63 126V127H61V125H60ZM68 123V124H67ZM76 123V124H75ZM155 123H156V126H154L155 125ZM218 123V122H217ZM217 123H215L214 124V126H212V127H214L213 129H216V130H213L212 128H211V126H210V129H212L211 130V132H212V134L214 135V136H216L215 137V139H216V141H218V143H221V144H218V145H220V146H222V143H223V146L224 147H226V145H227V148H228V150H229V148L231 147V151H232V149L234 150L235 148L237 149V147L239 146V143L238 144H234V143H237V141L235 142V141H231V142H229V140L227 141V139L226 138H230V134L228 135L225 131V133L227 134V136H225L224 134H223V129H221V128H219V123H218V126H217ZM228 123V124H229ZM261 123H263L262 124V128L264 127L263 125H264V119H261ZM42 124H43V126L44 127H42ZM66 124L67 125H69L70 127H69V130H71V131H74V129H73V127L75 128V130L77 131H74V133H76V134H74L73 132L71 133V131H69L68 132V134H70V135H68V137H66L67 135H65L64 133L66 132V130H67V127H66ZM119 124H122L120 127H118L117 125ZM144 124V125H143ZM157 124H159L161 127H162V130L163 131H161L160 130V126L159 125H157ZM34 125H35V127H34ZM38 125H41V126H39V129L37 128L38 127ZM45 125L47 126V127H45ZM48 125L50 126V127H48ZM57 125V126H56ZM77 125V126H76ZM109 125H111V126H113L112 127V130L110 129L111 127L109 126ZM21 126H20V128H21ZM32 126V127H31ZM58 126H60L61 128H65V131H64V133H63V135H65V136H63V135H61L60 136V134H62V132L63 131H61V129L59 130V127ZM109 127V129H107V127ZM218 128H216V127ZM29 127H30V129H29ZM57 128L58 127V129H54V128ZM106 127V128H105ZM138 127H140L139 129H141V130H139L138 129ZM35 128V129H34ZM42 128V129H41ZM49 129V128H51V129H54V130H56V132H57V130L58 131H60L61 133H59V136H60V138H59V140H60V142H61V138H63L64 137V140L62 139V143H63V141H64V143L62 144V146L64 147V150H63V148L62 147H60L61 146V144L60 145H58L59 143H58V135H57V137L56 136H54V137H52V136H49V135H55V133L54 132H52V131H54V130H49V133H48V131H47V129ZM114 128V129H113ZM119 128H120V130L121 129H123V130H127V131H129L128 133H127V136L125 135V132H127L126 130H125V132L123 131V130H121V132L123 131V135H121V133H119L118 132V130H119ZM125 128V129H124ZM228 128H230V126L228 125ZM25 129H26V131H25ZM31 129H34L33 130V132H32V130ZM37 129V130H36ZM138 129V130H137ZM155 129V130H154ZM221 129V130H220ZM264 129V128H263ZM262 129V130H263ZM29 131V133H28V131ZM30 130H31V132H30ZM36 130V131H35ZM110 130L111 131H113L114 132V130H115V134H113L112 132H110ZM158 130V131H157ZM220 130V132H222V134L224 135H221V133L220 132H218ZM228 130H230V129H228ZM6 131V132H7ZM18 131V132H17ZM27 133V134H25V132ZM50 131L52 132V134L50 133ZM68 131V130H67ZM155 131V132H154ZM159 131H161L162 133L160 134V132ZM1 132H3L2 134H1ZM5 132V134H8V133H6ZM24 134H23V133ZM145 132V133H146ZM263 132H264V130H263ZM30 133H32V134H30ZM49 134L48 136L49 137H47V139H48V141H47V139H46V136H47V134ZM54 133V134H53ZM67 133V132H66ZM116 133H117V135H116ZM130 133H132V132H130ZM133 133V134H134ZM155 133H156V135H155ZM158 133V134H157ZM44 134H46V136L44 135ZM74 134V136L75 137H77L76 139H75V137L73 138V135ZM77 134H78V136H77ZM112 134V135H111ZM118 134H120L121 135V137L119 136L118 137ZM131 136L130 138H133V140L135 139V143L137 144V142H141V144H142V142L143 141H145L146 143H144L145 144V146H148V147H146V149H145V151L143 150V151H141V150H139V147H141L142 146V149H143V145H141L140 146V143H139V147L136 145V146H134V142H132L133 140H131L130 138H129V135ZM142 134H144V131L141 133V135ZM218 134H220V135H218ZM15 135V136H14ZM31 135V138L29 137V136ZM44 135V136H43ZM114 135V136H113ZM138 135V136H137ZM152 135L154 136L153 138H156L157 136H160V137H157V138H159V139H154L153 140V138H152ZM7 136V137H6ZM43 137V141L45 142V140H46V144L45 143H43L42 142V139L40 138V137ZM116 136V137H115ZM124 136V138H123V141H122V137ZM219 136V137H218ZM220 136H222V138L224 139L225 137V139H224V142H220V141H223L222 140V138L220 137ZM28 137V138H27ZM50 137H52L53 139L55 138V140L54 141H56V142H54L53 140H52V138L50 139ZM65 137H66V139H65ZM69 137H71L72 139H68ZM113 137V138H112ZM17 138V139H16ZM25 138H27V139H25ZM44 138H45V140H44ZM57 138V139H56ZM118 140H116V139ZM126 138H128V139H130V140H128V139H126ZM143 138V139H142ZM221 140H220V139ZM39 139L41 140V142L40 143H43V144H40L39 143ZM49 139H50V141H49ZM68 139V140H67ZM162 139V140H161ZM2 140V139H1ZM28 140H30V141H32V142H30V141H28ZM34 140V141H33ZM67 140V141H66ZM71 142H70V141ZM125 140H126V142H125ZM129 142H128V141ZM143 140V141H142ZM155 140H157V142L158 141H160L161 140V142L163 143V144H161V142H158V143H156L155 142ZM13 141V143L14 144H18L19 145V148H20V145L22 144V146L21 147H23V149L24 150H22V148L20 149V153H21V156H22V152L23 151H25V149L27 148V150L25 151V154H24V152H23V157H25V158H21V156L18 158L17 156H19L18 155V152H17V154L15 155L13 152L16 150L17 151V149H18V145L17 146H14L13 145V143H11ZM53 142V143H50V142ZM69 141V142H68ZM73 141H74V143H73ZM2 142V141H1ZM20 144H19V143ZM77 142V143H76ZM115 142H117V143H115ZM122 142V144H123V146H122V148H119L122 144H120V146H119V143H121ZM128 142V144H126V145H129L130 146V144L132 145V143H133V145L132 146H130V148L132 149V152L130 153V151H131V149H130V151H129V149H125L126 148V145H125V143H127ZM153 142H155V144L157 145V146H155L154 148L156 149H153ZM226 142V143H225ZM234 142V143H233ZM30 143H32V144H30ZM55 143H58V144H56V147H54L55 146ZM72 143V144H71ZM130 143V144H129ZM147 143L148 144H150L151 143V145H152V149L150 148V146L149 145H147ZM153 143V144H152ZM162 145V147H161V145ZM224 143L226 144V145H224ZM45 144V145H44ZM79 146H78V145ZM118 144V145H117ZM154 144V145H155ZM216 145H217V143H215ZM228 144H229V147H228ZM231 144H233V145H231ZM8 145V146H7ZM11 145H13V147H14V151L11 149V148H13ZM35 145H38V147L40 148V150L41 149H43V150H45V152L43 151V150H41V151H37V148L38 147H35ZM41 145H43V146H46V149H48V150H46L45 149V147H43L42 148V146ZM51 145H53V147H51ZM91 147H90V146ZM117 145V146H116ZM160 145V146H159ZM215 145V146H216ZM217 145V146H218ZM235 145V146H234ZM237 145V146H236ZM4 146V147H3ZM7 146V147H6ZM29 148H28V147ZM34 146V147H33ZM58 146L60 147L59 149H60V151L57 149L58 148ZM78 147V148H76V147ZM133 146H134V148L135 147H138L137 149H138V151L139 152H141V153H139L138 151L136 152V150L137 149H134L133 148ZM144 146V147H145ZM159 146V147H158ZM10 147V148H9ZM15 147H16V149H15ZM32 147V148H31ZM50 147V148H49ZM74 147V148H73ZM123 147H124V149L127 151L126 153H127V157H128V153L129 154H132V156L133 155H138V160H135V159H131L132 161H130L129 162V160H130V156L127 158V157H125L124 156V152H123ZM235 147V148H234ZM5 148V149H4ZM9 148V149H8ZM39 148H38V150H39ZM51 148H54V150L57 152H55V151H53ZM90 148V149H89ZM92 148V149H91ZM129 148V147H128ZM148 148H149V150H148ZM162 148V149H161ZM164 148V149H163ZM218 148H220L219 146H218ZM31 149V150H30ZM34 149H36V151L34 150ZM49 149H51L50 151H53V156H56L54 159L53 158H51V157H53V156H51V157H49V155L51 154V152L49 151ZM57 149V150H56ZM62 149V150H61ZM120 149H122V152L120 151ZM141 149V148H140ZM151 149V150H150ZM158 149V150H157ZM159 149H160V151H159ZM239 149H240V147H239ZM238 149V150H239ZM5 150H10V152L11 153H13L12 155L13 156H11V154L9 153V151H7V154L6 155H4L5 154ZM13 152H12V151ZM133 150L135 151V153L133 154ZM153 150V151H152ZM237 150V151H238ZM16 151H15V153H16ZM18 151H19V149H18ZM33 151V152H32ZM35 151V152H34ZM44 152V154L46 153V151H49V153L47 154L48 155V157H49V160L48 159H46V158H48V157H46V154L45 155H43V152ZM63 151V152H62ZM67 151V152H66ZM91 153H90V152ZM149 151H151L150 153H148ZM236 151V150H235ZM240 151H241V149H240ZM4 152V153H3ZM29 153V155H28V153ZM54 152L56 153V154H54ZM58 152L60 153L58 156L60 157V159L62 160H60V159H57V158H59L58 156H57V154H58ZM77 152V153H76ZM93 152V153H92ZM142 152H144V153H146L145 155L147 156L148 154H150L149 156H144L145 157V159L144 160H142L140 157H142L143 155H144V153H142ZM229 152V151H228ZM233 153H234V151H232ZM73 153V154H72ZM154 153V154H153ZM159 153V154H158ZM230 153V152H229ZM240 153V152H239ZM244 152H242L241 151V156L240 157H238V155H240V154H238L237 152H235L234 154L236 155V154H238V155H236L237 156V158H238V160L241 158L242 160H243V158H246V157H248L246 154H243ZM1 154H3V155H1ZM32 154V156H30ZM42 154V155H41ZM75 154V155H74ZM80 154H82L83 156H81ZM91 154H93V155H91ZM94 154H95V156H94ZM140 154V155H139ZM153 154V155H152ZM161 154H164V156L163 155H161ZM243 154V155H242ZM11 157H10V156ZM14 155L16 156V158L18 159V161H17V159H14L13 160V162H12V160H10V159H12V158H15L14 157ZM78 155V156H77ZM121 155L123 156V157H121ZM142 155V156H141ZM155 155H157V156H160L161 155V157L162 158H164V159H162L161 157H158L157 158V156L155 157ZM33 156H34V158H38V162L36 161V159H33ZM131 156V157H132ZM134 156V158H136ZM153 156V159H151V157ZM242 156H243V158H242ZM46 157V158H45ZM77 157H78V159H77ZM94 157V158H93ZM150 157V158H149ZM32 158V159H31ZM82 159L81 160V162H80V159ZM125 160H127V162H123V161H125ZM127 158V159H126ZM151 160V162H152V160H153V163H155L154 165H156V164H159V165H161V167H159L158 165H156V166H154L153 165V163H151L150 161H148L149 159ZM157 158V159H156ZM248 158H251V157H248ZM244 159L243 160V162L241 161V160H239L240 162H242V164H244V162H246L247 163V166H248V168L250 169V171L251 170H253V173L254 174H256V175H254L255 177L257 176V178H259V174H261L260 176H262V177H260L259 179H260V181L256 178V181L258 180L259 182H260V184L257 182V190L255 189L254 190V192L255 193H257V191H262V192H264V190H262V189H264V179H263V177H264V170H262V168H260L259 169V167L256 169V164L254 165V163L252 162V159H253V161H254V158H252V159ZM8 159V160H7ZM22 159V160H21ZM54 160L55 161V159H57V160H59L58 162H59V164L55 161H51V160ZM147 159V161H145ZM160 159H161V161H160ZM26 160V161H25ZM28 160H29V162H28ZM93 160V161H92ZM95 160H96V162H95ZM139 160H140V162H139ZM157 160H159L161 163H159V161L158 162H156ZM246 160V161H245ZM248 160V161H247ZM4 161V162H3ZM25 161V162H24ZM35 163H37V164H35ZM50 161V162H49ZM83 161V162H82ZM133 161H136V164L138 165H135V163L133 162ZM142 161L144 162V164L142 163ZM249 161H251V162H249ZM17 162V163H16ZM24 162V163H23ZM26 162H28L29 164L31 163V165H29L30 166V168H29V166L27 167V166H25V165H28V163L26 164ZM55 164V163H57L58 165H60L59 167H54V168H56V170H55V172H54V174H56L57 173V170H58V173L56 174V176L54 175V174H52L53 172H50V171H52L51 170V167H53V163ZM132 162H133V164H132ZM139 164H138V163ZM147 162V164L148 163H151V164H149L148 166V168L147 167H145L144 165H147V164H145ZM35 165H34V164ZM51 163L53 164V165H51ZM123 163H124V165H123ZM140 163H141V166L143 167H141L140 166ZM245 163V164H246ZM250 163V164H249ZM16 164V165H15ZM25 164V165H24ZM76 164V165H75ZM81 164V165H80ZM244 164V165H245ZM250 166H249V165ZM251 164L252 165H254V166H256V167H252L251 166ZM15 165V166H14ZM58 165H56V166H58ZM126 165V166H125ZM132 165V166H131ZM133 165H134V168H136V169H134L133 168ZM152 165H153V167H156L155 168V170H152L153 168H151L150 169V167H152ZM3 166V164L2 165H0V168ZM9 166H14V167H12V169L14 168V169H17V171H14V169L13 170H11V168L9 167ZM38 168H37V167ZM45 166H47V167H45ZM55 166V165H54ZM76 166H77V168H76ZM80 166H81V168H80ZM93 166V167H92ZM129 166V167H128ZM136 166V167H135ZM140 166V167H139ZM246 166V165H245ZM246 166V167H247ZM127 167V168H126ZM132 167V168H131ZM137 167H139V168H137ZM159 167V168H158ZM250 167H252V168H250ZM5 168V167H4ZM34 168V169H33ZM36 168V169H35ZM40 168H42L41 170H40ZM47 168V169H46ZM76 168V169H75ZM93 168H94V170H93ZM159 170H158V169ZM253 168H255V169H253ZM40 171H39V170ZM43 169H45V170H43ZM53 169V168H52ZM75 169V170H74ZM133 169H134V171H133ZM139 169V170H138ZM140 169H141V172H140ZM150 170L149 171V173H148V170ZM5 170V171H4ZM62 170V171H61ZM93 170V171H92ZM127 170V171H126ZM130 170L134 173V172H136L137 170V172L142 176V177H139V174H138V176H137V174L135 175H131V173L132 172H130ZM144 170H147V172L146 171H144ZM3 171V172H2ZM13 172L14 174H15V178L13 177V179H12V176L14 175L13 173H12V176H11V174L10 173H6V174H8L9 176L7 177V175L5 176V173L4 172ZM36 171H38V172H36ZM63 172V175H62V173L61 172ZM153 171V172H152ZM158 171V174H155L156 172ZM263 171V172H262ZM2 172V173H1ZM79 172V173H78ZM130 172V173H129ZM161 172V173H160ZM18 173V174H17ZM52 174V176H54L52 179H51V177L52 176H50L51 174ZM90 173H92V174H90ZM127 173H128V175H127ZM132 173V174H133ZM145 173V174H144ZM146 173H148V174H146ZM150 173H151V175H150ZM263 173V174H262ZM17 174V175H16ZM60 174V175H59ZM89 174H90V176H89ZM95 176H94V175ZM153 174V175H152ZM161 174V175H160ZM4 175V176H3ZM93 175V176H92ZM149 176L150 175V180H149V182H148V180H147V182H148V186L146 185V183L147 182H145L146 180L145 179H143V177L144 176ZM60 176H62V177H60ZM73 176H75L76 178H74ZM129 176V177H128ZM131 176H135L136 177V180H138V181H135V177H131ZM147 176V178L149 179V177ZM157 176V177H156ZM165 176V177H164ZM11 177V178H10ZM88 177H90V178H88ZM92 177V178H91ZM94 177H95V179H94ZM139 177V178H138ZM7 180H6V179ZM9 178V179H8ZM50 178V179H49ZM128 178V180H129V182H128V180H126ZM131 178V179H130ZM145 178V177H144ZM146 178V179H147ZM154 178H155V180H154ZM262 178V179H261ZM11 179V180H10ZM75 179V180H74ZM97 179V180H96ZM140 179V180H139ZM144 180V182L143 183H145L144 185L143 184H140V181L141 180ZM153 179V180H152ZM159 179V180H158ZM162 179H165V180H162ZM18 181V182H16V181ZM92 182H91V181ZM95 180V181H94ZM130 180H131V184L132 185H130L129 183H130ZM133 180H134V182H133ZM142 180V181H143ZM152 180V181H151ZM20 181H23V182H20ZM142 181H141V183H142ZM153 181H154V184H151V183H153ZM157 181V182H156ZM239 181V180H238ZM236 181L235 183H232V181L230 182V183H232L231 185H233V187L235 186V187H239L241 184V182L239 181ZM20 182V183H19ZM72 182H75V183H72ZM133 182V183H132ZM136 182H138L139 183V187H138V184L136 183ZM156 182V183H155ZM160 182V183H159ZM164 182V183H163ZM166 182V183H165ZM263 182V183H262ZM59 183V184H58ZM134 183H136L137 184V186L134 184ZM158 183H159V185H160V187H158L159 185H158ZM237 183H239L238 185H237ZM58 184V185H57ZM72 184H74V187H73V185ZM163 184V185H162ZM165 184H166V186H165ZM243 184H244V182H243ZM258 184L260 185V186H258ZM261 184H263V185H261ZM128 185H130V186H128ZM141 185H143V186H141ZM151 185H152V187H151ZM72 186V187H71ZM114 186V187H113ZM133 186H135V187H133ZM144 186L146 187L147 186V189H146V193L145 192H143L145 189H144ZM153 186L155 187L154 189H153ZM165 186V187H164ZM168 186V187H167ZM244 186V185H243ZM76 187V188H75ZM94 187V188H93ZM133 187V188H132ZM136 187H138L137 189H138V192L140 191V187H142V192H143V194H142V192L140 191L139 192V194H140V196H138V193L137 192H135V191H137V189H135ZM150 187V188H149ZM234 187V188H235ZM263 187V188H262ZM98 189V190H95V189ZM99 188H100V190H99ZM140 188V189H139ZM148 188H149V190H150V192L148 193L147 192V190H148ZM154 190V192L155 193H153V194H155V195H153L152 194V197L151 198H153V202H152V199L151 198H149L148 196L149 195H151V193L153 192V190ZM243 188V187H242ZM261 188V189H260ZM72 189H73V193H72ZM76 189V190H75ZM120 189V190H119ZM156 189V190H155ZM169 189H171V190H169ZM92 190H95V191H92ZM117 190H119V192H121V193H123V194H120ZM133 190V191H132ZM152 190V191H151ZM159 190V191H158ZM76 191V192H75ZM114 191H116V192H114ZM156 191H158V192H156ZM172 193H171V192ZM93 192H95V194L93 193ZM98 192V193H97ZM102 192H104V193H102ZM247 192V190H246V188L244 189V193H246ZM262 192H260V193H262ZM102 195H101V194ZM112 193V194H111ZM117 193V194H116ZM136 195H135V194ZM168 193V194H167ZM171 193V194H170ZM244 193H236V192H234V196L232 197L231 196V194H230V204H231V202L233 203L234 202V204L235 205H239L240 206V208H241V203H239V200L237 199V196H235V194L236 195H239V194H241L239 197H242L243 195H246V194H244ZM73 194V195H72ZM98 194V195H97ZM106 194V195H105ZM110 194V195H109ZM149 194V195H148ZM157 194V195H156ZM175 196H174V195ZM264 193H262V197L261 198H263L264 199V195H263ZM94 195V196H93ZM117 197H116V196ZM120 195V196H119ZM122 195V196H121ZM141 195H145L144 196V201L145 202H150V204L149 203H147L146 205L148 206L149 205V207H146V205H145V207H144V205H142V203L144 202L142 199H140V198H143V196H141ZM159 195V196H158ZM167 197H166V196ZM232 195H233V193H232ZM96 196V197H95ZM97 196H99V197H97ZM100 196H103V197H105L106 196V198L104 199L103 197H100ZM114 196L116 197L115 199H114ZM156 196V198H154ZM158 196V197H157ZM165 196V197H164ZM110 197H112L111 199H113V201L111 200V199H109ZM140 197V198H139ZM159 197H160V199H159ZM173 197V198H172ZM178 197V198H177ZM238 197V198H239ZM95 198V199H94ZM108 198V199H107ZM119 198H121V200L119 199ZM167 198H168V200H167ZM183 198V199H182ZM232 198V199H231ZM233 198H235V199H233ZM259 199L260 201V203L258 202V205H257V207H259V208H262V206H263V204H264V200L263 199ZM102 199H104V200H102ZM117 199V200H116ZM142 200L143 202H139V201H137V200ZM150 199H151V201H150ZM159 201H161V202H158L159 203V205H157L156 203H157V201L158 200ZM172 199L174 200V202H172ZM240 199V198H239ZM85 200V201H84ZM97 200V201H96ZM99 200V201H98ZM109 200V201H108ZM148 200V201H147ZM163 200V201H162ZM179 200L181 201V202H179ZM238 200V202H236L235 203V201H237ZM100 201H101V204H100ZM119 201V202H118ZM155 201H156V203H155ZM263 201V202H262ZM83 202V203H82ZM88 203V205H87V203ZM96 202V203H95ZM103 202H104V204L106 205L105 207L103 206L104 204H103ZM120 202H121V204H120ZM151 202H152V204H151ZM176 202V203H175ZM250 202L251 201H249V205H248V202H244V203H246L247 204V206H248V208L250 209V208H252L253 209V207L256 205V204H254V202L253 203H251V206H250ZM107 203V204H106ZM108 203H111L112 204V206H113V208L110 206V204H108ZM115 203V205H113ZM117 203V204H116ZM119 203V204H118ZM153 203H154V205H156V206H160L161 205V203H162V205L161 206H163V207H161V211H160V209L159 210H157V208H156V206H155V208H156V210H157V212H156V210H155V208L154 207H152L153 206ZM164 203V204H163ZM166 203V204H165ZM174 204V205H172V204ZM239 203V204H238ZM83 204H85V205H83ZM93 206H92V205ZM95 204V205H94ZM141 204V205H140ZM145 204V203H144ZM171 204V205H170ZM178 204H180V207H179V205ZM234 204H231V206H234ZM243 204V203H242ZM253 204V205H252ZM108 205V206H107ZM121 205H122V207H121ZM140 205V206H139ZM152 205V206H151ZM178 205V206H177ZM260 205H261V207H260ZM87 206L89 207V208H87ZM102 206H103V208H102ZM116 206H118V208H116ZM142 206H143V208H142ZM152 208H151V207ZM172 206V207H171ZM177 206V207H176ZM230 206V209L232 208ZM236 206V207H237ZM238 206V207H239ZM243 208H245V205L243 204ZM85 207V210L83 209ZM99 207H101V208H99ZM160 207H158V208H160ZM167 207V208H166ZM98 208V209H97ZM112 208V209H111ZM147 210V213L148 214H151L152 212L154 213V212H156L157 214L159 213L160 214V216H159V214H158V216H157V214L156 213H154V214H156V215H153V214H151V215H153V217H155V218H153L154 219V221H156L155 223L153 222V219L152 218H150L151 217V215H147L146 213H144L146 210ZM148 208V209H147ZM150 208H151V210H150ZM164 208H165V210H164ZM177 208V209H176ZM180 208V209H179ZM258 208V209H259ZM104 209V210H103ZM116 209V210H115ZM121 209V210H120ZM142 209H144V211L142 210ZM154 211H153V210ZM174 209H176L175 211H174ZM257 209V208H256ZM87 210V211H86ZM93 210V211H92ZM102 211V212H100V211ZM118 210V211H117ZM141 210H142V212H141ZM168 210V212H166ZM172 210V211H171ZM86 211V212H85ZM113 211V212H112ZM150 211H151V213H150ZM165 211V212H164ZM169 211H170V213H169ZM174 211V212H173ZM179 211V212H178ZM88 212V213H87ZM119 212V213H118ZM164 212V213H163ZM176 212V213H175ZM90 213V214H89ZM92 213V214H91ZM116 213H118V215L116 214ZM145 214V218H144V216L143 215H141V214ZM116 214V215H115ZM170 214V215H169ZM261 214H262V216L264 217V206H263V208H262V211H261ZM147 215V216H146ZM167 215V216H166ZM90 216V217H89ZM94 216V217H93ZM165 218H164V217ZM180 216V217H179ZM91 217H92V219H91ZM96 217V218H95ZM150 218V219H152L151 221H150V219H148L149 220V223L150 224H152L151 226L149 225V227H150V229H152V230H148V228L146 227V222H145V220L144 219H147V218ZM94 218V219H93ZM161 218H164V219H161ZM157 219H158V221H157ZM95 220V221H94ZM183 221V223H182V221ZM147 221V220H146ZM97 222V223H96ZM145 222V223H144ZM178 222V223H177ZM188 224H187V223ZM147 223H148V221H147ZM153 223H154V225H153ZM145 224V225H144ZM158 224V225H157ZM187 224V226L189 227V229H188V231L187 232H185L186 230H185V225ZM147 225V226H148ZM155 225H157V227L155 226ZM243 225H245V227L243 226ZM152 226H155L157 229H158V232H157V235H154V234H156V232H154V229H153V227ZM251 226V227H250ZM254 226V227H253ZM159 227H160V230H159ZM188 227H186V228H188ZM247 227V228H246ZM243 228H245V229H243ZM255 228H256V230L258 229V230H261V231H258V232H256L255 231ZM73 229H74V231H73ZM250 229V230H249ZM252 229H253V231H252ZM79 231L82 233V234H80L79 233ZM74 232V233H73ZM78 234H77V233ZM151 232H152V234H151ZM160 232V233H159ZM252 232H254V234L255 233H257L258 235H260L259 237H255V239H257V240H253V242H255V243H257L256 245H254L253 246V244L254 243H251L252 241H250V242H248V241H245L246 239V235L248 234H250V233H252ZM259 232H261V234H259ZM72 233L73 234H77V235H79V238H78V236L77 237H73L72 236ZM224 234V235H223ZM85 236V238H84V236ZM220 235H221V237H223L222 239L220 238ZM247 235V236H248ZM257 235V236H258ZM81 236H83V238L81 239L80 237ZM217 236H219V238L217 237ZM236 236V235H235ZM215 237V236H214ZM75 238V239H74ZM218 238V239H217ZM259 238V239H258ZM77 239V240H76ZM81 239V240H80ZM155 239V240H154ZM226 239H228V240H226ZM238 239V240H237ZM243 239H245V240H243ZM176 240V241H175ZM208 240H212V242L211 243H209L208 242ZM225 240V241H224ZM230 240V241H229ZM237 240V241H236ZM239 240H241V241H239ZM259 240V241H258ZM223 241V242H222ZM208 242V244H207V246L208 247H206V243ZM43 243H44V247H43ZM159 243V244H158ZM161 243V244H160ZM176 243V244H175ZM214 243V244H213ZM215 243H217V244H215ZM225 244V245H224ZM159 245H163V246H159ZM177 245V246H176ZM252 245V246H251ZM83 246H84V249H83ZM87 247V250L88 251H86V247ZM167 246V247H166ZM214 246V247H213ZM250 246H251V248H254L255 249V247H256V249L255 250H253L251 253H248V249L250 248ZM79 247V249H76V248H78ZM82 247V248H81ZM161 247L163 248L164 247V249H163V251H162V249H161ZM210 247V248H209ZM42 248H46L45 250H43ZM80 248H81V250H83V254H81V257H80V254L79 253H82V252H79L78 253V256L80 257H76L77 256V250H79L80 251ZM158 248H159V250H158ZM167 248V249H166ZM207 248H209V249H207ZM73 250H76V252L74 251V254L76 253V256L73 254ZM85 250V251H84ZM161 250V251H160ZM164 250H166V251H164ZM168 250V251H167ZM171 250V251H170ZM176 252H175V251ZM199 250H200V252H199ZM44 251H45V254H44ZM206 251L207 252H209L208 254L206 253ZM165 252H167V253H165ZM86 253V254H85ZM170 253V254H169ZM73 256H72V255ZM166 255V256H165ZM75 256V257H74ZM84 258H83V257ZM172 258H170V257ZM175 256L177 257V258H175ZM167 257H168V259H167ZM241 259H240V258ZM248 257L250 258L249 259V262H247L248 261ZM83 259V261H84V263L82 262V259ZM169 258H170V261H169ZM246 258V259H245ZM74 259V260H73ZM84 259H86V260H84ZM176 260V262H178V263H176V262H174L175 260ZM239 259H240V262H239ZM243 259H244V261H243ZM252 259V261L250 262V260ZM181 260V261H180ZM230 260H231V262H230ZM242 260V261H241ZM246 260V261H245ZM86 261V262H85ZM172 261V262H171ZM179 261H180V263H179ZM236 261V262H235ZM234 262V263H233Z\"/></svg>",
    "mask_w": 264,
    "mask_h": 264
},
{
    "label": "bare ground",
    "instance_id": "6f19581e",
    "mask_svg": "<svg viewBox=\"0 0 264 264\" xmlns=\"http://www.w3.org/2000/svg\"><path fill=\"white\" fill-rule=\"evenodd\" d=\"M9 1V0H8ZM7 1V2H8ZM44 1V0H43ZM47 1V0H46ZM46 1H44V2H46ZM49 2L51 1V0H48ZM47 1V3H49ZM63 3H64V5L66 6V9L69 11L68 12V14L71 12L72 14H73V16H75V18L77 19H75V21H77L76 22V24L79 22L80 23V25H79V23L77 24V25H79V26H82V27H84V30H86L87 32H88V34L90 35V38H91V40L92 41H99V44H98V47H99V51L98 52H102V53H104L105 54V52L106 51H108V50H110L109 48H111L112 49V47H111V45L113 44H111V42H113V41H108L109 42V46H108V48H107V46H106V49L103 47V40L101 39V38H105V36H107V35H105V36H103L102 37V33L105 31L103 28L105 27H103L102 25H103V23H102V21H101V19H102V17L104 16V18L102 19V20H104V19H106L105 18V15H108L107 13L105 14V7H103V6H105V3H108V1L109 2H111L110 0H108V1H106L105 3H104V5H102V3H100V1H103V0H61ZM105 1V0H104ZM126 1V0H125ZM130 1H133L134 2V0H129V2ZM137 1V0H136ZM143 1V0H142ZM145 1V0H144ZM147 2H157V4H161L162 3V5L160 6L159 5V9L157 10V9H155L154 8V11H152V14L154 15L153 17H154V19H158L157 21L158 22H153L154 23V26H156V24L158 23V29H156V28H154V29H156V31L157 30H160V31H158V33L160 34V35H162L161 37H163V39H162V41L161 42H159V43H157L156 41L158 40L157 39V37L156 36H159V35H156L154 38H156L157 40L155 41L153 38H151V35H152V33L150 34L149 33V36H150V38L151 39H153L156 43H154L152 40H150V38L148 37V40H150L151 42H153V43H151V42H147L146 41V38H147V34H145V35H147V36H144V32L142 33L143 35V38H141V39H143V40H145L144 41V43H148V45H151L152 46V48H149V51H148V53H150V49H151V52L153 53V58L152 59H150V57H149V55L151 54H149L148 56H147V50L145 49V48H147V47H143V45L142 44H144V43H142L141 42V40H140V45L141 46H137V48H138V50L137 51H135V50H133V52L135 51V52H137L138 53V55H139V59H140V57L142 58V62L145 64V63H147V64H145V67H144V69H143V71H145L146 72V67H150L151 66V68L155 71V74H154V71H153V74H152V76L154 75V77L156 76V79H153V80H155L154 82H156V80H160V82L163 80H161V73L162 72H164V70H165V72L167 73V74H171V77H169L168 75V77L170 78V82H171V86H172V89H171V91L170 90H168L169 91V93L167 92V95L164 97L165 98V101L163 102L164 104H162L163 106H164V113H160V117L159 116H157V117H159L160 119H162V122H163V130H164V134H162L163 136L162 137H164L163 138V140L164 141H162L163 143H165V146H164V144L161 142V140L160 141H158V142H161V144H163V147L165 148V150L163 151V150H161L163 153L164 152H166V157L164 156V154H161V155H163L165 158H166V160L164 159V158H162L161 157V155L160 156H157V155H155V157L157 156V158L158 157H161L162 159H164L165 161L163 162L164 164L162 165V166H164V168H163V170L162 169H160L161 171H163L164 172V170H165V174H166V177H165V179L167 180V182L168 183H166V184H168V186H170L169 188H171L173 191H174V193L175 194H177V195H179L180 193H182L183 195H184V197L183 198H185L182 202L179 200V202H181V213L183 212L184 213V216H185V218H186V220H189V222L191 223V226H190V229H191V227L194 225V227L198 230V232H200L201 231V218L202 217H204V219H205V222H206V224H207V228H206V230H205V235H206V237H207V239L208 238H211V239H213V238H216V235H218L217 233L219 232L220 234H221V232L222 233H225V238H228L229 236H231V237H229L230 239H233V240H235V238L237 237V235H238V237L240 236L239 234H237L238 233V230H236V227H239L240 225H242V224H245L246 226L248 225V227H249V224H253L255 227H261L262 225H263V223H264V217L262 216V214H261V211H262V208H263V206H264V204H263V206H262V208H259V207H257V205H258V202L260 201L259 199L262 197V193H264V192H262V191H257V193H255L254 192V190L256 189L257 190V182L260 184V177H262V176H260L261 174H259L258 176H259V178H257V176L255 177L254 175H256V174H254L253 173V170H251L250 171V169L248 168V166H247V163L246 162H244V164L247 166H245L244 164H242V162H243V160L244 159H247L248 157H251V158H248V159H252V158H254V161H253V159H252V162L254 163V165L256 164V166H254V165H252L251 164V166L252 167H256V169L259 167V169L260 168H262V170H264V132H263V128H262V124L263 123H261V119H264L263 118V116H262V118H261V115H264V107L262 106L263 104H264V0H238V3L240 2L241 4H243L242 5V7H243V9H240V10H242V14H243V16L241 17L242 18V20H240V21H242V22H240V23H237L238 22V17H237V19H234V20H236L237 22H235L232 18V20H231V23L232 22H234V27H231V23H229V28L231 27L232 29H230L232 32L231 33H233L232 35H234V37H236L237 38V36H239L238 34L240 33V32H242V31H244L245 30V32H247V36H248V41L247 42H249V47H248V45H247V47H246V45H245V47L244 48H246L247 50H245V49H243V44H241L240 42V40H239V37H238V39H236V38H234V37H231L232 35H230V37L232 38V42H230V41H226L224 38H227V35L225 36V37H223L224 35H225V32L226 33H228L227 31H229L228 29H226V30H224L223 28L225 27V28H227L228 27V23H226V22H224L223 20L224 19H219V17H218V14H219V16L221 17V16H223L222 18H224V14L225 13H228V15L230 14V12H231V14H233V13H235V11H237V10H235V6H236V3H234V2H232L233 0H200V2L202 3V5H203V13H202V15H201V17L203 16V14H204V18L202 17V19L203 20H205V18H206V24L205 25H203V24H201V25H203V27H204V29L202 30V32L204 31V33H203V35H201L202 33L200 32V30H199V32L201 33L198 37H200L201 36V38L203 39V42L201 43V42H199V43H201V45H202V47L200 48V46H198L199 48L198 49H201L200 50V52L198 51L197 53V56L195 55V57H192V61H193V64L195 65V69H191V70H189V71H192V70H196L197 71V73H200V75H201V78H202V81H204V83L205 84H203V85H205L206 87V91H205V93H206V95L208 96H206L207 98L206 99H209V101H207L208 102V104L207 105H212V107H213V109H211L210 107H208L209 109H211V110H213V111H215L214 113H215V115L214 116H211V117H216L215 119L216 120H218L217 122L219 123V128H221V129H223L222 131H223V134L226 132L228 135L230 134V138L228 139V138H226L227 139V141L229 140V142H231L232 140L233 141H237V143H234V144H238L239 143V146L237 147V149L235 148L234 150L232 149V151H234V153L235 152H237L238 154H240L241 153V151L242 152H244L243 154H246L248 157H246V158H243V156H242V158H243V160L240 158L239 160H241L242 162H240L239 160H238V158H237V156L236 155H238V154H234L230 149H231V147L229 148V150H228V148H227V145L224 143V145H226V147H224L223 146V143H222V146H220V145H218V144H221V143H218V141H216V139H215V137L216 136H214L213 134H212V132H211V130L214 128V127H212V126H214V124L215 123H217V122H213L214 124L212 125V124H210V126H211V128L212 129H210V126H209V124H208V122H207V119L209 118V114L207 115L208 116V118H206V117H204L203 115H202V113H207V111H208V109H207V107L205 108V109H207V111H204V112H202L201 113V111H200V108H201V106L199 107L198 106V103H199V100H197L198 101V103L196 102V100H194V97H193V94H195V93H193L194 91L195 92H197V89H196V87H195V85H199V87L201 86L199 83H197V80L198 79H195V76L193 75V77H194V79L192 78V80H194V82H196V83H194V84H191V85H194V88H195V90L191 87V85H190V82L189 81H191V80H189V78H188V76L186 75V74H188V70L186 71L187 73H185V71H184V68H183V65L185 64L183 61H185V58L186 57H184L185 56V54L186 53H184V56H182V57H184V60L182 61L181 60V58L179 57V56H176V57H179L180 58V60L183 62V64H182V62L181 63H178V61L180 62V60H177L176 58V62H175V60H174V54H178V51H179V49H182L184 46H185V44L184 43H189V42H184L185 41V39H184V41L182 40V39H180V36H184V34H185V31H188V28H186L187 30H183V31H181V29H182V25L180 24L181 23V21H182V19H181V21H180V23H179V21L178 22H176L177 20H173L172 21V14L169 16L168 14H170L171 12H169V9H167V7L165 8V6L167 5H165L164 6V4H165V2H164V0H146ZM166 2L167 1H170L171 2V0H165ZM173 1V0H172ZM176 1H178V0H176ZM175 1V2H176ZM181 1V0H180ZM179 1V2H180ZM190 1L192 2V0H189V3H190ZM194 1H196L195 2V4L196 5H198V6H200V4H197V1L198 0H194ZM194 1H193V3H191L192 5L194 4ZM220 1L222 2V3H220ZM5 0H0V22H2V23H4L5 25H12L13 26V22H14V24H19V22H20V24H23V25H25L26 26V23H27V25L30 23H28V22H23V20H24V17H23V15H22V12H24V11H22V9L23 8H25L26 9V5H29V3L28 4H25V2L23 3L22 2V0L20 1V0H13V1H11L12 2V4H11V2H10V4H8ZM21 2V3H20ZM28 2V1H27ZM31 2H33L32 4H34V2L35 1H31ZM31 2H30V4H31ZM53 2V3H52ZM52 4H54L55 5V7H54V9L56 8L57 9V2L55 1V0H52ZM113 3H114V0L112 1ZM111 2V5H113V3ZM116 2H118L117 3V5L118 4H120V2L119 1H116ZM116 2L114 3V7H115V4H116ZM169 2V5L172 3H170ZM174 2V3H175ZM182 2H184V1H182ZM235 2H236V0H235ZM25 4V7H23V6H21V4ZM45 4V5H49V4ZM124 3V2H123ZM122 3V4H123ZM141 3V2H140ZM151 3V4H152ZM177 3V2H176ZM184 3H187L188 4V2H184ZM183 3V4H184ZM199 3V2H198ZM219 3H220V5H222V6H220L219 5ZM239 3V6H241V4ZM22 4V5H23ZM35 4H36V2H35ZM34 4V5H35ZM127 4H128V1H127ZM146 4V3H145ZM148 4H150V3H147V6L145 7V8H147L148 7ZM155 4V3H154ZM153 4V5H154ZM156 4V6H158ZM190 4V5H191ZM53 5V6H54ZM106 5H108V4H106ZM121 5V4H120ZM120 5L118 6L119 8H122V7H120ZM131 5H134V3L133 4H131ZM143 5H144V3H143ZM174 6L176 5V4H173ZM178 5V4H177ZM176 5V7H178ZM180 5H181V3H180ZM192 5L189 7V11H191L192 9H193V7H192ZM195 5V6H196ZM33 5H31V7H32ZM52 6V7H53ZM108 6H110V4L108 5ZM141 7V5H138V7ZM155 6V5H154ZM153 6V7H154ZM183 5H181V6H179L180 8L182 7ZM185 6H189V4L188 5H185ZM185 6H183V7H185ZM238 5H237V7H239ZM33 7H35V6H33ZM38 7V6H37ZM36 7V8H37ZM40 7H42V5H40ZM50 7V6H49ZM113 7V9H115ZM118 7L116 8V9H118ZM123 7H124V5H123ZM128 7H129V5H128ZM137 7V8H138ZM144 6H142L141 7V9H142V11H143V8ZM160 7L161 8H163V10H168V12H166V11H163L162 9H160ZM176 7H174L175 9H176ZM192 7V9H190ZM236 7V8H237ZM51 8V7H50ZM156 8H158V7H156ZM165 8V9H164ZM168 8H172V10H173V7H168ZM179 8V12L178 11H175L176 12V15H178V13H180L181 11V9H183V8H181L180 9ZM186 8V7H185ZM184 8V9H185ZM195 8V7H194ZM198 8V7H197ZM200 8V7H199ZM220 8H221V15H220V13L218 12V11H220ZM241 8V7H240ZM30 9V8H29ZM38 9H39V7H38ZM110 9H111V6H110ZM110 9H108V10H110ZM126 9V8H125ZM131 9V8H130ZM130 9H129V11H130ZM141 9H140V11H141ZM183 9V10H184ZM186 9H188V8H186ZM185 9V10H186ZM219 9V10H218ZM224 11H223V10ZM230 9H231V11H230ZM238 9V8H237ZM24 10V9H23ZM36 9H34V11H35ZM40 11H41V8L39 9ZM38 10V11H39ZM50 10V9H49ZM48 10V11H49ZM53 10V9H52ZM127 10V9H126ZM148 10H151V9H147V11ZM177 10H178V8H177ZM198 9H196V11H197ZM216 10H218L217 12H216ZM226 10V11H225ZM235 10V11H234ZM239 10V9H238ZM11 11H13L14 12V15L12 16V23L10 22V19H9V17H10V14H11ZM31 11H33V10H31ZM58 11V10H57ZM112 11H115V10H111V12ZM118 11V10H117ZM120 11H122V10H120ZM142 11H141V13L139 12V10L137 11V12H139V14L141 15L142 14ZM146 10L144 11L145 12V14H146V12H147ZM187 11V10H186ZM194 11H195V9H194ZM193 11V12H194ZM199 11H201V8H200V10ZM214 11H215V13H214ZM233 11V12H232ZM36 12V11H35ZM110 12V13H111ZM128 12V11H127ZM126 12V13H127ZM131 12H134V11H131ZM136 12V11H135ZM149 12V11H148ZM154 12V13H153ZM178 12V13H177ZM193 12L191 11V14H193ZM34 13V12H33ZM49 13V12H48ZM56 13V12H55ZM70 13V14H71ZM109 13V12H108ZM109 13V14H110ZM114 13H116V12H114ZM114 13H111V14H113V16H114ZM120 12H118V15H120L119 14ZM130 13V12H129ZM166 13H168L167 15H166ZM172 13L174 14V12L172 11ZM183 13H185V11L183 12ZM240 12L238 11V14H239ZM25 14V13H24ZM41 14V16L43 15L42 14V12L41 13H39L38 15H40ZM57 14V13H56ZM110 14V15H111ZM144 14V13H143ZM143 14L141 15V18H139L138 17V19H143L144 17H146L147 15H150L151 14V12H150V14L148 13V14H146V16H144L143 17ZM182 14V13H181ZM188 14H190V12L188 13ZM30 15H31V13H30ZM47 14H45V16H46ZM51 15V14H50ZM53 15H54V13H53ZM62 15V14H61ZM67 15V14H66ZM66 15H62L64 18H66ZM110 15H108L109 17H110ZM124 15V14H123ZM127 15H128V13H127ZM132 15V14H131ZM135 15H136V13H135ZM185 15V14H184ZM187 15V14H186ZM194 15H195V13H194ZM196 15H197V17H198V15L199 14H197L196 13ZM196 15L194 16V17H196ZM226 15V14H225ZM227 15V17L229 18L230 17V15L228 16ZM236 15V14H235ZM25 16V15H24ZM27 16V15H26ZM31 16H33V14L31 15ZM30 16V17H31ZM37 16V13H36V15H34L33 17H36ZM57 16V15H56ZM60 16V15H59ZM68 16V15H67ZM113 16H111V17H113ZM156 16V17H155ZM174 16V15H173ZM181 16V15H180ZM193 16V15H192ZM191 15L189 16V17H192ZM234 16V15H233ZM239 16V15H238ZM32 17V19H34ZM39 16H37L36 17V19L38 18ZM49 17V16H48ZM115 17H117L118 18V16H114V18L113 19H115ZM119 17H121V16H119ZM134 17V16H133ZM136 18H137V16H135ZM134 17V19H136ZM143 17V18H142ZM177 17V16H176ZM196 17V22L198 21V18ZM200 17V16H199ZM200 17V18H201ZM227 17H225V18H227ZM239 17V18H240ZM39 18H41V17H39ZM50 18V17H49ZM49 18L48 19H46V20H49ZM116 18V19H117ZM127 18V17H126ZM174 18H175V16H174ZM180 17H178V19H179ZM227 18V19H228ZM235 18V17H234ZM240 18V19H241ZM26 19V18H25ZM27 19H29L30 20V18H27ZM42 19L44 20V15H43V17H42ZM42 19H38V20H42ZM67 19V18H66ZM65 19V20H66ZM121 19V18H120ZM125 19V18H124ZM129 19V18H128ZM127 19V21H129ZM177 19V18H176ZM190 19V18H189ZM193 18H191V20H190V22L191 21H194V19L192 20ZM227 19H225V20H227ZM28 20V21H29ZM45 20V21H46ZM53 20H56V19H54L53 18ZM59 20H61V18H58V20H56V21H59ZM107 20V19H106ZM131 20V19H130ZM141 20H139V22H141ZM145 20V19H144ZM155 20V21H156ZM17 21H18V23H17ZM25 21V20H24ZM36 20H34L33 22H35ZM55 21V22H56ZM68 21V20H67ZM107 21H109V20H107ZM119 21H121V20H119ZM125 21V20H124ZM132 21V20H131ZM138 21V20H137ZM146 21H147V19H146ZM222 21H223V23L224 24H226L227 25V27L226 26H223V28L221 27L222 26ZM37 22V21H36ZM44 22V21H43ZM52 22V21H51ZM62 21H60L59 22V24L61 23ZM116 22V21H115ZM121 22H123V21H121ZM120 22V23H121ZM151 22H152V17H151V19H150V23H149V21H148V23L149 24H151ZM175 22L177 23V24H175ZM183 22V21H182ZM185 22H188L187 21V19H186V21ZM196 22L194 21V24H193V26H195L196 25ZM203 22H205V21H203ZM202 22V23H203ZM25 23V24H24ZM45 23H48L47 21L45 22ZM54 23V22H53ZM57 23V22H56ZM55 23V24H56ZM106 23V22H105ZM105 23H104V25H105ZM110 23V22H109ZM117 23H119V22H117ZM144 23H147V22H144ZM179 23V24H178ZM193 23V22H192ZM198 23V22H197ZM34 24V23H33ZM43 23H40V22H37L36 24H34V27H32L33 29L35 28L36 30H37V28H38V30H37V33H39V27L41 26H43L42 25ZM52 24V23H51ZM112 24V23H111ZM110 24V25H111ZM124 24V23H123ZM130 24H132V23H130ZM142 24L143 23H141L140 25H141V27H143L144 28V26H146V30H145V32L147 31V29L151 32V31H153L152 29L150 30L149 28H147V24H144V26H142ZM189 25L190 23L188 22V23H185V26L183 27L184 29H185V27H187L186 25ZM199 24H200V22H199ZM220 24V25H219ZM223 24V25H224ZM242 24V25H241ZM48 25V24H47ZM61 25H62V23H61ZM65 25V24H64ZM74 25V24H73ZM139 24L137 23V28L139 27L138 26ZM152 25V24H151ZM151 25H149L151 28H152V26ZM177 25H179V27L177 26ZM181 25V26H180ZM183 25H184V23H183ZM198 25V24H197ZM196 25V26H197ZM20 26V25H19ZM39 26V27H38ZM53 25H48L46 28H49V30H50V32L49 33H51V32H53V38L54 37H56V36H58L56 39H60L61 38V36H60V34L58 33V31H56L55 32V30L53 31V29L56 27V25L54 26V28L52 27ZM67 26V25H66ZM114 26V25H113ZM112 26V27H113ZM122 26V25H121ZM129 26V25H128ZM127 26V27H128ZM131 26H133V24L131 25ZM130 26V27H131ZM148 26V27H149ZM192 25L190 24V27H191ZM192 26V29L194 28ZM238 26L240 27V26H243L245 29L244 30H242V31H240V28H239V31H238V34H236L237 36H235V32L237 33V29H238ZM20 27H22V26H20ZM27 27V29L29 30V28L31 27H28V26H26ZM61 27V26H60ZM110 27V26H109ZM108 27V28H109ZM136 27H134L133 26V28H134V31H136L135 30V28ZM200 28L202 27V26H199ZM198 27V28H199ZM202 27V28H203ZM221 27V28H220ZM25 28V27H24ZM24 28H22L23 30H25ZM31 28V29H32ZM63 28H65L66 29V27H64L63 26ZM76 28H78V26L76 27ZM80 28V27H79ZM125 28V27H124ZM197 28V27H196ZM21 29V30H22ZM26 29V31H24L25 33H22L21 32V30H20V32L22 33V34H26V32L28 31ZM44 29V28H43ZM43 29H41V32H43V31H45V30H43ZM61 29H62V27H61ZM115 29V28H114ZM113 29V30H114ZM121 29V28H120ZM119 29V30H120ZM126 29V28H125ZM131 31H132V27L131 28H129ZM139 29V28H138ZM137 29V30H138ZM180 29V30H179ZM191 29V28H190ZM189 29V30H190ZM191 29V30H192ZM22 30V31H23ZM43 30V31H42ZM49 30H46V32H44L45 33V35H47L46 33H48L47 31H49ZM75 30V29H74ZM74 30H71V31H73V33H74ZM104 30V31H103ZM109 30V29H108ZM116 30V29H115ZM118 30V31H119ZM141 30H143V29H141L140 28V32H141ZM193 30H195V32H196V29L194 28ZM247 30V31H246ZM33 31V30H32ZM64 31V30H63ZM70 31V30H69ZM76 31V30H75ZM110 31H111V29H110ZM109 31V32H110ZM125 31V30H124ZM130 31V32H131ZM144 31V30H143ZM39 33V34H36V31H35V34H36V36L38 37V40H37V38H36V36H35V34H34V32H33V34H34V36H35V38H36V40H37V42H39L40 43V41L41 40H43V39H40L39 37L41 36V37H43L42 35H44V33L42 34V33ZM55 32V33H54ZM65 32H66V30H65ZM64 32V33H65ZM87 32L85 33L86 34V36H88V34H87ZM107 32V31H106ZM129 32V31H128ZM129 32V33H130ZM137 32V31H136ZM154 32V31H153ZM183 32V33H182ZM190 32V31H189ZM191 32H193V31H191ZM198 32V33H199ZM244 32V33H245ZM30 33H32V32H30ZM72 33V34H73ZM105 33V32H104ZM103 33V34H104ZM119 33V32H118ZM121 33V32H120ZM127 32H125V34H126ZM133 33H135V32H133ZM132 33V35H134ZM137 33H139V30H138V32ZM148 33V32H147ZM156 33V32H155ZM154 33V34H155ZM229 33H230V31H229ZM229 33H228V38H229ZM85 34H84V37H86L85 36ZM122 34H124V33H122ZM131 34V33H130ZM130 34L128 35V36H130ZM140 34V33H139ZM181 34H183V35H181ZM187 34H189V36L187 35V37H185V38H187L186 40H189L188 39V37L190 38V36H193V35H191L190 33H188L187 32ZM192 34H195L194 32L192 33ZM242 35H244L243 33H241ZM240 34V35H241ZM29 35V34H28ZM28 35H26V36H28ZM71 35V34H70ZM76 35V34H75ZM75 35H74V37H75ZM79 35V34H78ZM116 35H117V33H116ZM136 35V34H135ZM196 35H197V33H196ZM194 36V37H197V36ZM242 35L240 36V37H242ZM245 35H246V33H245ZM31 36V35H30ZM50 35L48 34V36H44V38L45 37H49ZM60 36V37H59ZM73 36V35H72ZM109 36V35H108ZM115 36V35H114ZM124 36V35H123ZM137 36V35H136ZM140 36H141V34H140ZM186 36V35H185ZM23 37H25V35L24 36H22L21 38H23ZM29 37V36H28ZM28 37H26L25 38V40H24V43H23V45L21 44V50L20 51H17L16 52V57H15V51L14 52H12V50L10 49V47L8 46V45H10V46H12L11 44H7V43H4V42H2V41H0V43H1V48L0 49H2V51L0 52V55L1 56H3L4 57V55H3V53L5 54V52H8L9 51V54H10V50H11V53L14 55H12L11 57H15L16 59H17V61L16 60H12V62H14V61H16L15 63H17V65L18 66H16L15 67V65H14V67L12 68L11 67V64L10 63H8L7 61L9 60L8 58H6V60L3 58V57H1L0 56V67L1 66H4L5 67V70H4V68H1V69H3V71L4 72H6V74L7 75H9V76H6V77H10V74H9V72L11 71V73L13 72V73H15V75H17L16 77H20V76H18V74L20 75V74H22V76H24V74H25V71H24V69L23 70H21L22 69V66H20L19 64H21L22 63V61L23 62H26V61H24V60H26L25 58L27 57V55L29 56L30 54H27L26 53V50L27 51H29L30 49V45H29V42L31 41H29V39L31 38H28ZM50 37H52V35L50 36ZM48 38V44H46V42H44L43 44L44 45H46V46H48V48L46 47V46H43V44H37L38 46L40 45H42L43 46V48L44 47H46L45 49H43V50H46L47 52V54H48V56H49V60H51V61H49L50 62V67H49V65L47 64V63H49V62H46L45 60V64H47V65H42V64H44V63H41L42 61H43V56H41V57H39V56H37V55H35V56H37V57H35L34 59H33V61H34V65H32V67L33 66H37V70H38V67H39V69H40V67H41V71L40 70H38L39 72H41L42 74H40L41 76H43V75H45L44 77H43V79L45 78V77H47L46 79H44L45 80V84H46V86H47V88H48V86L50 85L49 83H48V79L50 78V80H55V82L53 83L52 81H50V82H52V84H53V88H54V84H55V86L57 85L56 84V78H57V76H59L61 73H59V72H57V71H59V70H57L58 69V67H59V63L60 62H63L64 60H67V58L65 57V56H63L62 55V53H63V49H62V47L64 46V45H66V44H63L65 41H63L64 39L63 38H61L60 39V42H62V44H60V43H58L59 41V39L58 40H56L55 38H54V40L53 39H51V38ZM78 36H76V38H77ZM81 37V36H80ZM127 37V36H126ZM131 37V36H130ZM153 37V36H152ZM197 37V38H198ZM223 37V38H222ZM245 37L246 36H244V38L242 37L241 39H242V41H243V39L245 40ZM34 38V37H33ZM34 38V39H35ZM69 38H70V36H69ZM87 38V37H86ZM89 38V39H90ZM103 38V39H104ZM110 38V37H109ZM124 38V40L126 39L125 38V36L123 37ZM131 38H133V36L131 37ZM139 37H137L136 39H138ZM139 38V39H140ZM184 38V37H183ZM196 38V39H197ZM247 38V37H246ZM18 39V38H17ZM33 39V40H34ZM40 39V40H39ZM63 39V40H62ZM66 39V38H65ZM95 39V40H94ZM113 39V38H112ZM119 40L116 42V43H119V41H121V38L119 37L118 38ZM128 39V38H127ZM195 39V38H194ZM195 39V40H196ZM201 39V40H202ZM230 39V38H229ZM234 39V40H233ZM16 40V39H15ZM19 40H21V39H19ZM23 40V39H22ZM45 40V39H44ZM43 40V41H44ZM50 40V41H49ZM56 40V42H57V45L58 44H60L59 46L61 47L62 45V47H61V49H56V44H55V42H53V41H55ZM62 40V41H61ZM105 40H107V39H105ZM104 40V41H105ZM109 40V39H108ZM114 40H115V37H114ZM134 40V39H133ZM142 40V41H143ZM161 40V39H160ZM197 40H199V39H197ZM228 40V39H227ZM18 41V40H17ZM29 41V42H28ZM35 41V40H34ZM46 41V40H45ZM116 41V40H115ZM123 41V40H122ZM190 41H191V38H190ZM194 41V40H193ZM11 42V41H10ZM13 42H16V41H12V43ZM22 42V41H21ZM31 42H33V41H31ZM37 42H35V44L37 43ZM124 42V41H123ZM127 42H129V41H127ZM134 42H139V41H134ZM196 42V41H195ZM194 42V43H195ZM224 42H225V44H224ZM245 42V41H244ZM247 42H245V43H247ZM28 43V44H27ZM96 43V42H95ZM115 43V42H114ZM122 43V42H121ZM126 43V42H125ZM142 43V44H141ZM146 43V44H147ZM150 43V44H149ZM230 43V44H229ZM13 44H16V43H13ZM20 44H19V46H20ZM31 44V43H30ZM34 44V45H35ZM106 44H108L107 43V41H106ZM127 44V43H126ZM128 44H131L130 42L128 43ZM127 44V45H128ZM139 44V43H138ZM190 44V43H189ZM188 44V45H189ZM193 44V43H192ZM229 44V45H228ZM240 44L242 45V48H241V46H240ZM37 45H35V46H37ZM114 45V44H113ZM133 45H135V44H133ZM182 45H184V46H182ZM197 45H198V42H197ZM196 45V46H197ZM120 46V45H119ZM124 46H125V44H124ZM132 46V45H131ZM144 46H145V44H144ZM192 47H193V45H191ZM195 46V45H194ZM240 46V47H239ZM15 47V46H14ZM58 47V46H57ZM65 47V46H64ZM63 47V48H64ZM114 47V46H113ZM127 47V46H126ZM134 47V46H133ZM191 47V48H192ZM37 48V47H36ZM116 48H118V46H116ZM122 48V47H121ZM121 48H119V49H121ZM129 48H130V46H129ZM136 48V49H137ZM187 49H188V47H186ZM197 47H195V49H196ZM236 48V50L234 51V49ZM10 49V50H9ZM13 50H14V48H12ZM16 49V48H15ZM41 49V48H40ZM65 49V48H64ZM97 49V48H96ZM108 49V50H107ZM119 49H117L118 51H119ZM132 49H135V48H132ZM132 49H130V50H132ZM197 49V50H198ZM32 50V49H31ZM36 51H37V49H35ZM58 50V51H57ZM68 49H67V46H66V50L65 51H67ZM129 50V49H128ZM145 50V51H144ZM183 50V49H182ZM189 50V49H188ZM188 50H186V52L188 51ZM192 50V49H191ZM230 50V51H229ZM32 51H34V49L32 50ZM31 51V52H32ZM42 51V50H41ZM62 51V53H60ZM64 51V52H65ZM112 51H114L113 49H112ZM190 51V50H189ZM26 54H25V53ZM30 52V53H31ZM38 52V51H37ZM121 52L123 53V51L121 50ZM120 52V53H121ZM127 52V51H126ZM130 52V51H129ZM128 52V53H129ZM176 52V53H175ZM193 52H196V51H190L189 52V54L191 53H193ZM234 52H236V53H238L237 55H236V53H234ZM29 53V52H28ZM33 53V52H32ZM41 53V52H40ZM39 53V54H40ZM42 53H43V51H42ZM45 53V52H44ZM72 55H71V54ZM101 53V54H102ZM112 53V52H111ZM118 53V52H117ZM127 53V54H128ZM182 53V54H183ZM188 53V52H187ZM234 53V54H233ZM6 54H8V53H6ZM38 54V53H37ZM99 56H100V54L99 53H97ZM109 54H110V51H109ZM113 54H115V53H113ZM113 54H111V55H113ZM125 54V53H124ZM135 54V53H134ZM181 54V53H180ZM229 54H230V57H229ZM26 55V56H25ZM67 55H68V52H67ZM137 55V54H136ZM250 55H251V57L253 58L254 57V59L252 60L251 58H250ZM24 56H25V58H24ZM31 57L33 56V54L32 55H30ZM71 56V57H70ZM109 56V55H108ZM107 56V57H108ZM118 55H116V57H117ZM121 56H122V54H121ZM127 56V55H126ZM126 56H123V57H126ZM129 56V55H128ZM132 56H133V54H132ZM190 56V55H189ZM188 55H187V57H189ZM44 57H45V55H44ZM67 57H70V58H72V59H70V61H69V59L67 60V63H68V61L70 62V63H68V64H65L66 62L64 61L63 63L65 64V65H68V67L67 68H70L69 69V71L68 72H66V69L65 70H63V68H62V65L60 66V68L59 69H61L62 68V71H65L67 74H65V72H62V75L64 74V75H70L71 76V74L74 72H71V68L72 67H70V65H72L73 64V60L74 59H76L77 60V57H76V55H75V53L72 51V49L70 48V52H69V55L67 56ZM113 57V56H112ZM111 57V58H112ZM115 57V58H116ZM120 57V56H119ZM135 57V56H134ZM133 57V58H134ZM138 57V56H137ZM137 57H135L136 59H137ZM143 57H145V58H143ZM10 58V57H9ZM28 58V57H27ZM33 58V57H32ZM46 58V57H45ZM105 58H106V56H105ZM110 58V59H111ZM114 58V57H113ZM112 58V59H113ZM121 58V57H120ZM127 58V57H126ZM190 58V57H189ZM8 59V60H7ZM11 59V58H10ZM29 59H30V61H29ZM47 59V58H46ZM108 59V58H107ZM111 59V60H112ZM129 59V58H128ZM146 59V60H145ZM31 58L29 57L28 58V62H31ZM74 61V64H75V62L76 63H80L81 64V62H78V61H81V60H78V61ZM118 60V62L120 61V59L118 58L117 59ZM125 60V59H124ZM144 60V61H143ZM255 60V65L257 66V68H260V69H258V72H260V74L258 75L257 74V70H255L256 71V73L255 72H253V73H255V75L257 76V78H259L258 80H260V81H257L256 79V77H253L252 75H250L249 74V69H250V71L254 68V69H256L255 67H253L252 68V66H255V65H252ZM110 60H106V62H105V60H104V62L105 63H108ZM126 61V60H125ZM132 61V60H131ZM134 61V60H133ZM136 61V60H135ZM152 61H153V63H156V65H154L153 63H152ZM187 61H188V64H187V66L190 64L191 65V63L192 62H190V60H188L187 59ZM9 62H10V60H9ZM71 62H72V64H71ZM114 62V61H113ZM117 62V63H118ZM121 62V61H120ZM139 62V61H138ZM141 62V63H142ZM190 62V63H189ZM253 62V63H252ZM8 63V65H6ZM124 63V62H123ZM129 63H131V62H129ZM129 63H127V65L129 64ZM2 64V65H1ZM25 64V63H24ZM27 64H29V63H27ZM27 64H25L24 66H26ZM30 64H32V62L30 63ZM30 64L29 65H27L25 68H26V73H27V71L28 70H31L32 68H29L30 67ZM70 64V65H69ZM80 64H76L75 65V67L77 66V65H80ZM111 64H113V63H111ZM152 64H153V66H158L157 68H155V67H153L152 66ZM21 65H23V63L21 64ZM64 65V66H65ZM82 65H83V62H82ZM82 65H80V68L81 67H83ZM108 65H110V62H109V64H107L106 66H107V68H108ZM118 65V64H117ZM119 65H121L120 63H119ZM131 65V64H130ZM133 65V64H132ZM13 66V65H12ZM48 66V67H47ZM106 66H105V69H106ZM112 66V65H111ZM123 66H125V63H124V65H121V67L122 68H124ZM134 66V65H133ZM137 66H138V63H137ZM137 66H135V67H137ZM140 66H141V64H140ZM186 66V65H185ZM184 66V67H185ZM259 66V67H258ZM21 67V69H19ZM28 67V68H27ZM66 67V66H65ZM74 67V66H73ZM78 67V66H77ZM104 67V66H103ZM131 67V66H130ZM141 67H143V66H141ZM148 67V68H149ZM191 67V66H190ZM118 68V67H117ZM122 68H119V70L120 71H122V70H124V69H128V66L126 67V68H124V69H122ZM134 68V67H133ZM133 68H131V69H133ZM150 68V69H151ZM186 68V67H185ZM187 68H189V67H187ZM28 69V70H27ZM79 69V67L77 68V70ZM81 69H83L82 71H81ZM79 71H80V73H78L79 71H77V70H75V71H77V73H73L72 75H73V77H74V79H75V76H76V78L78 79V78H80V75L82 74V72L84 71V67L83 68H81ZM112 69H113V67H112ZM122 69V70H121ZM140 70H141V68H139ZM253 69V70H254ZM33 70H35V72H36V69H33ZM73 70H74V68H73ZM107 70V69H106ZM117 71H116V73L115 72H111L110 73V77H112L111 75H115V77L117 76V75H121V73H119L118 74V69H116ZM125 70V74L128 72V71H126ZM138 70V69H137ZM163 70V71H162ZM260 70V71H259ZM24 73H22V72ZM102 71H104L103 69H102ZM108 71H110L109 69H108ZM107 71V72H108ZM112 71V70H111ZM114 71V70H113ZM132 71V70H131ZM31 72V71H30ZM39 72L38 73H36V74H39ZM69 72H71V73H69ZM130 72V71H129ZM138 72V71H137ZM141 72V71H140ZM151 72H152V70H151ZM164 72V73H165ZM194 72L195 71H193L192 73L194 74ZM1 73V72H0ZM29 73V72H28ZM28 73H27V75H28ZM32 74H33V71L31 72ZM57 73H59V75L57 74ZM104 73H105V71H104ZM122 73H124L123 71H122ZM144 73V72H143ZM148 73H150V70H148ZM163 73V74H164ZM190 73L191 72H189V75H190ZM197 73L195 72V75H197ZM2 74H4V73H2ZM74 74H76V75H74ZM77 74H80L79 76L77 75ZM124 74V77H123V79L125 80V79H127V74L125 75ZM132 74H135V73H132ZM132 74H131V76H132ZM142 74V73H141ZM151 74V73H150ZM149 74V75H150ZM27 75H26V77H23V79L21 80V81H19L18 82V80H20V78L18 79L17 78V83H24L27 87H28V92H29V90H30V88H32L34 85H33V83L35 84V80H34V82L31 84V80H32V78L30 77V74H29V76L28 77H30L31 78V80L29 79V78H27ZM68 75V76H69ZM113 75V76H114ZM144 74H142V76H143ZM146 75H147V73H146ZM146 75H144L143 77H145ZM164 75H166V74H164ZM254 75V76H255ZM1 76V75H0ZM5 76V75H4ZM33 76V75H32ZM34 76H36V75H34ZM40 76V77H41ZM78 76V77H77ZM81 76H83L84 77V75L82 74ZM130 76V75H129ZM3 77V76H2ZM2 77H0L1 79H2ZM13 77V76H12ZM37 77H39V76H37ZM39 77V79H41V80H43L42 78H40ZM60 77H62V78H65V76L63 77V76H61L60 75ZM67 77V76H66ZM72 77V76H71ZM72 77V78H73ZM106 77V76H105ZM164 77V76H163ZM162 77V78H163ZM166 77V76H165ZM189 77H192V74L189 76ZM199 77V76H198ZM8 78H5V81H6V79L7 80H10V79H8ZM14 78V77H13ZM36 78V77H35ZM34 78V79H35ZM62 78H57V79H60L59 81H61V83H59V81L57 82V83H59L60 84V89H64V85L63 86H61V84H68V83H66V81H71V83H72V80L73 79H71V80H69L70 79V77H69V79H63V81H65V82H63L61 79ZM68 78V77H67ZM85 78V77H84ZM116 78H118V77H116ZM119 78H121L120 76H119ZM119 78L117 79V80H119ZM140 78V77H139ZM139 78L137 77L136 79H138L139 80ZM146 78V77H145ZM168 78V79H169ZM200 78V77H199ZM107 79V78H106ZM128 79H129V77H128ZM128 79L127 80H125L126 81V83H127V81H128ZM131 79V78H130ZM132 79H133V77H132ZM131 79V80H132ZM147 79H148V76H147ZM147 79H142V80H147ZM167 79V78H166ZM15 80V79H14ZM36 80H37V82H38V79L36 78ZM110 80V81H109ZM113 80H115L114 79V77H112V79L111 78H109V79H107V80H105L104 79V83H105V81L107 82L108 81V85H109V82L111 83V85H113L112 83L113 82H111V81H113ZM117 80H115L114 81V84L116 83H119L120 81H122V79L121 80H119V82L117 81ZM137 80V81H138ZM165 80V79H164ZM163 80V81H164ZM12 81H13V79H12ZM12 81H10V83H6V84H8L7 86L9 87L10 85H11V82ZM15 81V82H16ZM75 81H78V80H75ZM79 81H80V79H79ZM81 81H83V78L81 79ZM125 81L123 82V83H125ZM134 82H135V80H133ZM141 81V80H140ZM139 81V82H140ZM145 81H143L142 83H144ZM150 81V80H149ZM152 81V80H151ZM162 81V82H163ZM166 81V80H165ZM199 81V80H198ZM211 81H213V83L215 84V82H216V84L214 85V84H212L211 83ZM0 82H3V83H5L4 82V78L2 79V81H0ZM7 82V81H6ZM14 82V81H13ZM14 82V83H15ZM63 82V83H62ZM138 82V83H139ZM147 82V81H146ZM160 82L158 83V81H157V83L159 84V86H160ZM169 82V83H170ZM192 82V81H191ZM200 82V81H199ZM1 84V85H6V84ZM20 83V84H21ZM39 84L41 83V82H38ZM76 83H79L78 85H82V83L80 84V82H76ZM85 82L83 81V84H84ZM122 83V84H123ZM128 83H129V81H128ZM132 83V82H131ZM131 83H129V86H130V84ZM141 83V82H140ZM152 83V82H151ZM165 83V82H164ZM163 83V84H164ZM167 83V82H166ZM193 83V82H192ZM203 83V82H202ZM201 83V84H202ZM58 84V85H59ZM74 84H75V82H74ZM106 84V83H105ZM104 84V85H105ZM106 84V85H107ZM121 83H119L118 85L120 86V87H123V85H125V84H123L122 86L120 85ZM146 84L147 83H145V86L144 87H146ZM149 84H150V82H149ZM148 84V89L149 88H151V89H149V90H152V87L150 86ZM168 84V83H167ZM12 85H13V83H12ZM11 85V86H12ZM19 85V84H18ZM58 85L55 87V93L57 92V91H59L60 92V94H62L63 93V91L65 90H57L56 91V89H57V87H58ZM104 85H103V89L104 88H108L109 86H107V87H104ZM105 85V86H106ZM127 85V84H126ZM124 86V88H126V89H122V90H124V91H126V92H129V93H126V96H128V95H130V88L129 87H127V86ZM133 85V84H132ZM134 85H136V84H134ZM154 85H156V84H154ZM161 85H162V83H161ZM202 85V86H203ZM250 86V88H249V86ZM3 86V87H4ZM4 87L3 88V90L5 89V90H7V91H9V90H13L12 91V93L13 92H15L14 91V88H16V89H18V87H16L15 85L13 86V87H11L10 89L8 88V87ZM40 86H42L41 84H40ZM45 85H43V87H44ZM67 86V85H66ZM85 85H83L82 86V88H79L78 86V88H79V90L81 89V91H82V89H83V87H84ZM159 86H157L158 88V90L157 91H159V92H161V90H159ZM170 86V87H171ZM201 86V87H202ZM2 87V86H1ZM68 88H70V84L67 86ZM67 87H66V90H67ZM81 87V86H80ZM116 87H118V86H116ZM120 87H118V88H120ZM131 87V86H130ZM136 87V86H135ZM161 87H163V88H165L166 87V85L164 84L163 86H161ZM169 87V86H168ZM167 87V88H168ZM198 87V86H197ZM198 87V88H199ZM6 88H8V89H6ZM42 89V87H39V90H40V95H42L43 97H47L45 94L48 92V90H44L46 93H44L43 92V90H42V92H41V89ZM44 88H46V87H44ZM49 88H52V85L51 86H49ZM48 88V89H49ZM58 88V89H59ZM110 89H111V91L114 89V85H113V89H112V87H109ZM109 88H108V90H109ZM118 88H116L114 91H116ZM128 88H129V91H128ZM140 88V87H139ZM138 88V89H139ZM163 88H162V91H163ZM166 88V89H167ZM192 88V89H191ZM204 88V87H203ZM202 88V89H203ZM15 89V90H16ZM70 89H72V88H70ZM70 89H69V91H68V96L70 95L69 93L72 91H70ZM141 89V88H140ZM147 89V90H148ZM169 89V88H168ZM246 89V90H245ZM247 89H249L248 91H247ZM2 91V88L0 89V92L2 93V95H3V93H5L6 91ZM65 90V91H66ZM107 93H105V91H103V93L104 94H107L108 96H109V93H111V92H109L108 93V90L107 89H104ZM119 90H121V88L120 89H118V93H119ZM121 90V91H122ZM137 90V89H136ZM142 90V89H141ZM139 91V92H142L140 95H144V92L143 91ZM146 90V89H145ZM148 90V91H149ZM205 90V89H204ZM204 90L202 91V93H204ZM18 91V90H17ZM51 91V90H50ZM113 91V92H114ZM124 91H122L123 93H124ZM135 91V90H134ZM138 91H136V92H138ZM147 91V92H148ZM153 91H155V87L153 88ZM152 91V92H153ZM164 91H166L165 89H164ZM191 91H192V93H191ZM199 91H200V89H199ZM248 93H247V92ZM10 92V91H9ZM112 92V93H113ZM121 92V93H122ZM136 92H135V94H136ZM146 92V91H145ZM158 92V93H159ZM12 93H8V95L10 94V95H13ZM17 93V92H16ZM19 93V92H18ZM42 93V94H41ZM51 93V92H50ZM67 93V91L65 92V94ZM81 93V92H80ZM111 93V94H112ZM115 93V92H114ZM113 93V94H114ZM122 93V94H123ZM124 93V94H125ZM151 93V92H150ZM149 93V94H150ZM162 93V92H161ZM204 93V94H205ZM247 93V94H246ZM7 94V92L4 94V96ZM48 94V93H47ZM56 94H58V93H56ZM60 94H58V96L57 95H54V96H56V98L58 99V98H60L59 99V101H62V99H61V96L62 95H64V94H62L60 97H59V95ZM104 94H102L103 95V98H104ZM110 94V96H112ZM121 94V95H122ZM124 94H123V97H120V93L118 94L119 95V98H122L123 99V102H124V100H125V103H127V104H125L126 106H128V104L130 103V101H129V103H128V100L126 101V99H130L129 97H131V96H129L128 98L125 96V99H124ZM132 94H133V92H132ZM138 94V93H137ZM147 94V93H146ZM145 94V95H146ZM164 94H166L165 92H164ZM200 94V93H196V96H198V95ZM1 94H0V97L2 96ZM9 95V99L8 100H12V99H10V96ZM51 95V94H50ZM67 95V94H66ZM140 95H138V96H136V97H138V98H136L137 99V101L140 99L139 97H140ZM154 95V94H153ZM152 95V96H153ZM159 95H163V93L162 94H159ZM7 96V95H6ZM5 96V97H6ZM17 97V95L14 93V96H12V98L13 97ZM49 96V95H48ZM67 96V97H68ZM108 96H106L105 97V99H107L108 98V100H103L104 102V104L107 102V101H109V100H111V98L110 97H108ZM115 96H116V94H115ZM158 96V95H157ZM157 96L156 97H153V98H157ZM164 96V95H163ZM163 96H162V98H163ZM195 96V95H194ZM195 96V97H196ZM203 96V95H202ZM3 98L2 100L3 101H5L4 99H6V98ZM66 97V96H65ZM66 97V98H67ZM159 97V96H158ZM51 98H55V97H51ZM56 98H55V100H56ZM62 98H63V96H62ZM65 98V99H66ZM70 97H68L67 98V100L69 99ZM115 97H114V95H113V99H114ZM116 98H118V97H116ZM117 99V101H115V100H112V101H114V105H115V103H117V102H119V105L117 104V106H118V108L120 107V104L122 103V105H124L123 104V102L121 101V99ZM132 98H133V95H132ZM131 98V99H132ZM135 98V97H134ZM141 98H143V96L141 97ZM161 97H160V100L162 99ZM163 98V99H164ZM197 98H201V97H197ZM20 99H22V101H25V103H29V101L26 99V98H21L20 97ZM64 99V98H63ZM136 99L135 100H133V102L135 101L136 103H137V106L140 104V102H141V100L139 101V104H138V102L136 101ZM144 99H146L145 97H144ZM203 99H205V97L203 96ZM203 99H200V100H203ZM206 99H205V101H206ZM7 100V99H6ZM14 101H18V100H15V99H13ZM49 100V99H48ZM66 100V101H67ZM120 100V101H119ZM132 100H131V102H132ZM143 100V99H142ZM158 100H159V98H158ZM158 100H156V101H158ZM50 101V100H49ZM53 101V100H52ZM52 101H50V103H52ZM58 101V102H59ZM145 101H147V100H145ZM255 103H254V102ZM13 102V101H12ZM12 102H10L11 104H14V103H12ZM56 102H57V100H56ZM64 102V100L62 101V102H59L60 104L58 105V108L60 107V106H62L61 105V103H63ZM121 102V103H120ZM132 102V103H133ZM134 102V103H135ZM154 102V101H153ZM159 102H162V101H159ZM159 102H156V103H159ZM210 102V103H209ZM0 103H2L1 101H0ZM5 107H7V104L9 105V102H7V101H5ZM107 103H111V101L110 102H107ZM107 103H106V105H107ZM113 103V102H112ZM111 103V104H112ZM146 103H148V102H146ZM155 103V102H154ZM205 104V103H203L202 101H200V104ZM17 104L19 105V106H15L14 107V109L15 108H17V107H19V108H21L20 107V102L18 101L17 102ZM24 104V103H23ZM52 104H54V103H52ZM52 104H50V105H52ZM63 104H65V102L63 103ZM66 104H67V102H66ZM66 104H65V106H66ZM107 105L106 107H110L111 106V104L110 105ZM131 104V103H130ZM129 104V105H130ZM144 104H145V102H143V105H142V102H141V105H142V108L145 110V108H146V114L147 115H149L150 113L148 112L147 113V110H148V108L147 107H145V106H148L147 104L144 106ZM149 104H150V102H149ZM160 104V103H159ZM159 104H157L158 106L156 107V109H157V111L160 109V110H162L161 109V106H159ZM0 105H2V107H3V103L2 104H0ZM30 105V104H29ZM56 105V104H55ZM54 105V106H55ZM113 105V104H112ZM151 105V107H152V104H150ZM210 105V106H211ZM27 106V105H26ZM65 106H62V110L63 109H65ZM67 106H68V104H67ZM66 106V114H65V111L63 110L62 112H64V116L66 117V115L68 114V107ZM104 106V105H103ZM126 106H124V107H122V109H125V111L124 112H126ZM135 106V105H134ZM136 106V108H137V113H139L140 111H143V109H141L140 111H138V109H140V107L138 108ZM163 106H162V108H163ZM204 106V105H203ZM9 107H11V106H9ZM8 107V108H9ZM28 107V106H27ZM64 107V108H63ZM112 107V108H111ZM110 108H111V110H110V108H109V110H106V112L107 111H110V113L112 112L114 115L117 113H115V112H113L112 111V109L114 110V111H116L115 110V108H113V106H111ZM115 107V106H114ZM121 107H120V110H118V108H117V110L120 112L121 111V114L119 113V115H118V113H117V116H119L120 117V119H118L119 120V123H122V120H124L125 119V122L129 119V117H131L133 114H136L135 112L133 113V112H131L130 110H132V108H131V106L130 107H127L128 109V111H130V113H128L127 114V112H126V115H129V117L127 118L126 117V115L125 114H123L124 112H122V109H121ZM132 107H133V105H132ZM145 107V108H144ZM158 107H160V108H158ZM4 108V107H3ZM12 108V107H11ZM53 108V109H52ZM56 108H57V106L55 107V110H56ZM57 108V109H58ZM61 108V107H60ZM105 108V107H104ZM155 108V107H154ZM204 108V107H203ZM203 108H201V109H203ZM0 109H2L1 108V106H0ZM14 109L12 108L11 110H10V108H9V110L12 112V110L14 111ZM134 109V108H133ZM152 109V108H151ZM3 110V109H2ZM6 110V109H5ZM17 110V109H16ZM21 110V109H20ZM20 110H19V112H20ZM51 110H54V107H51ZM133 111V110H132ZM135 111H136V109H135ZM149 111V110H148ZM156 111V112H157ZM163 111V110H162ZM200 111V112H199ZM212 111V112H213ZM2 112H5V111H2ZM11 112H5L6 114H8V113H11ZM19 112H17V115H19L18 113ZM54 112L55 111H53V114H54ZM61 112V113H62ZM144 112V111H143ZM143 112H141V113H143ZM151 112V111H150ZM208 112H210V111H208ZM59 109H58V111L56 110V112H55V115L56 116H58L59 115ZM60 113V114H61ZM108 114H110L109 112H107ZM131 113H132V115H131ZM158 113V112H157ZM204 113V114H205ZM1 114H3V113H1ZM6 114H3V117L4 116H7V117H9V119H10V116H11V114H10V116H8V115H6ZM13 114V113H12ZM15 114V113H14ZM144 114V115H143ZM142 115H143V117H141V116H138L137 114H136V117H134L133 116V118L135 119V120H137V118L138 119H141V120H144L145 121V118H144V116L146 117V115H145V113H143ZM155 114V113H154ZM162 114H163V118L161 117L162 116ZM17 115L16 116H14V115H12V117L14 116V117H17ZM55 115H53V116H55ZM123 115H125V116H123ZM131 115V116H130ZM227 115H230V123H229V120H228V117L226 118V116ZM61 116H63V113H62V115ZM116 116V115H115ZM124 117V119H122L121 117ZM151 116L152 117H154L153 116V113H151ZM150 116V117H151ZM155 116H156V114H155ZM0 117H1V115H0ZM3 117H1V119L3 118ZM19 117V116H18ZM18 117L15 119L16 121L18 120ZM52 117V116H51ZM65 117H63V118H65ZM111 119V121H112V118L114 119L115 117L113 116V117H111V115L109 116ZM126 117V118H125ZM141 117V118H140ZM148 117V116H147ZM146 117V118H147ZM210 117V119L212 120V118ZM21 118V117H20ZM55 118H57L58 119V117H55ZM61 118V117H60ZM60 118H59V121H60ZM62 118V119H63ZM144 118V119H143ZM8 119V118H7ZM7 119H6V121H5V119H3L4 121H1V123L3 122H7ZM12 119V121H13V118H11ZM53 119H54V117H53ZM52 119V120H53ZM57 119H55L54 121H52L51 119V121L52 122H54V123H56L57 125H59L58 124V121H57ZM65 119H67V118H65ZM127 119V120H126ZM148 119V118H147ZM150 119V118H149ZM152 119V118H151ZM227 119V120H226ZM15 120H14V122H15ZM64 120V119H63ZM115 120V119H114ZM113 120V121H114ZM120 120H121V122H120ZM130 120H132L133 122L132 123H135V121L132 119V118H130ZM140 120V121H141ZM216 120H212V121H216ZM11 121V120H10ZM11 121V124L13 123ZM50 121V122H51ZM56 121V122H55ZM67 121V120H66ZM65 121V122H66ZM129 121V120H128ZM127 121V122H128ZM144 121L143 122H141V125H139V124H133V125H135L134 127L135 128H137L136 126H142V123H144ZM149 121V120H148ZM152 121H153V119H152ZM151 120L149 121L151 124L153 123ZM211 121V122H212ZM228 121V122H227ZM9 122V121H8ZM8 122L7 123H4V124H8ZM49 122V123H50ZM65 122H64V124H62V125H65ZM69 122V121H68ZM75 122V121H74ZM74 122H70L69 123V125H71V124H73V126H74ZM117 123H118V121H116ZM124 122V121H123ZM125 122H124V124L123 125H125V126H121L122 124H116L118 127H120L121 126V128H123V127H125L126 128V126H128V124H125ZM126 122V123H127ZM137 123H138V121H136ZM147 121H145V123H146ZM147 123V124H149L147 127H149L150 128V130L151 131H153L152 129H151V127H153V126H150V123ZM154 122H156L155 120H154ZM10 123V122H9ZM18 123V122H17ZM20 123V122H19ZM42 123H44V122H42ZM63 123V122H62ZM128 123H130L131 125H132V123L129 121ZM157 123V122H156ZM156 123H155V125L154 126H156ZM158 123H161V122H159L158 121ZM209 123H210V120H209ZM218 123H217V126H218ZM229 123V124H228ZM15 124H16V122H15ZM39 124H41V123H39ZM45 124V123H44ZM68 124V123H67ZM66 124V127H67V130H66V132L64 133V131H65V128L63 129V128H61V127H63L62 125H61V123H60V125H61V127L60 126H58L59 127V130L61 129V131H63L62 132V134H60V136L61 135H63V133L65 134V135H67L66 137H68V135H70V134H68V132L69 131H71V130H69V125H67ZM76 124V123H75ZM109 124H110V122H109ZM111 124H113V126L115 125V122H111ZM10 125V124H9ZM8 125V126H9ZM13 125V126H12ZM11 126L12 127H14V123L12 124ZM18 125H20L21 126V124H18ZM52 125H53V123H51V127H52ZM56 125V126H57ZM133 125H132V127L131 128H133ZM144 125V124H143ZM153 125V124H152ZM157 125H159V124H157ZM228 125L230 126V128H228ZM4 125L2 124V126H0V128H2ZM8 126H6V128H7V130L11 127V126H9V128H8ZM16 126V129H18L17 128V125H15ZM20 126H18L19 127V129H18V131L19 130H22L23 129V127L21 126V128H20ZM39 126H41V125H38V129H39ZM77 126V125H76ZM111 128V130H112V127L113 126H111V125H109ZM128 126V127H129ZM160 126V125H159ZM264 126V125H263ZM12 127L10 128L11 129V133H10V136H13L12 135V133L13 134H16L15 132H12L13 131V129H12ZM32 127V126H31ZM34 127H35V125H34ZM42 127H44L43 126V124H42ZM45 127H47L46 125H45ZM48 127H50L49 125H48ZM53 127H54V125H53ZM58 127L56 128H54V129H58ZM107 127V126H106ZM105 127V128H106ZM116 126H114V128H115ZM129 127V128H130ZM140 127H138V129L140 128ZM142 127H145V126H142ZM142 127H141V129H142ZM157 127V126H156ZM161 127V126H160ZM216 127V126H215ZM6 128H3L4 130V134H3V136H1V137H5V135H8L9 136V133H8V131L6 132L5 131V129ZM71 128V127H70ZM113 128V129H114ZM124 128V129H125ZM130 128V132H132V133H130L129 131H127L126 129V131L127 132H125V130H123V129H121V130H123L124 132H125V135L127 136V133L129 132V134L130 135H132V137L135 135V133L133 132V131H135L136 132V130L135 129H131ZM146 128V127H145ZM217 128V127H216ZM9 129V130H10ZM16 129H14V130H16ZM29 129H30V127H29ZM35 129V128H34ZM34 129H31L32 130V132H33V130ZM42 129V128H41ZM47 129V128H46ZM54 129H51V128H49V129H47V131H48V133H49V130H54ZM73 129H74V131H76L75 130V128L73 127ZM107 129H109V127H107ZM116 129V131H117V128H115ZM137 129V130H138ZM141 129H139V130H141ZM218 129V128H217ZM220 129V130H221ZM228 129H230V130H228ZM263 129V130H262ZM24 130V129H23ZM31 130H30V132H31ZM37 130V129H36ZM35 130V131H36ZM110 130V132H112L113 134H115V130H114V132L113 131H111ZM121 130H120V128H119V130H118V132L119 133H121V135H123L122 133H123V131L121 132ZM131 130H133V131H131ZM144 131V134H142L141 135V133ZM141 131V133H139V132H137V134L138 135H140L141 137H144L145 135H147V132H148V128L147 129H142ZM147 132H146V131ZM149 130V131H150ZM155 130V129H154ZM160 130L161 131H163L162 130V127L160 128ZM213 130H216V129H213ZM220 130L218 131V132H220ZM17 131V132H18ZM25 131H26V129H25ZM24 131V132H25ZM28 131V130H27ZM74 131H71V133L73 132L74 133ZM150 131V134H152V132ZM158 131V130H157ZM161 131H159L160 132V134L162 133ZM225 131V132H224ZM5 132L6 133H8V134H5ZM52 132H54L55 133V135H49V134H47V136H46V134H44L45 136H46V139H47V137H49V136H52V137H54V136H56L57 137V135H58V143H55V146L54 147H56V144H58V145H60L61 143H62V139L64 140V137L63 138H61V142H60V140H59V138H60V136H59V133H61L60 131H58L57 130V132H56V130H54V131H52ZM52 132L50 131V133L52 134ZM59 132V133H58ZM77 132V131H76ZM146 132V133H145ZM155 132V131H154ZM3 132H1V134H2ZM23 133V132H22ZM28 133H29V131H28ZM53 133V134H54ZM70 133V132H69ZM134 133V134H133ZM221 133V135H223L222 134V132H220ZM224 134L225 136H227V134ZM18 134H20V131L18 132ZM24 134V133H23ZM25 134H27L26 132H25ZM30 134H32V133H30ZM74 134H76V133H74ZM74 134L72 135L73 136V138L76 136H74ZM128 134V135H129ZM158 134V133H157ZM43 135V136H44ZM49 135V136H48ZM65 135H63V136H65ZM112 135V134H111ZM116 135H117V133H116ZM121 135L120 134H118V137L120 136L121 137ZM129 135V138L131 137ZM137 135V136H138ZM155 135H156V133H155ZM218 135H220V134H218ZM223 135V136H224ZM10 136L8 137L9 139H11V138H13V137H11L10 138ZM15 136V135H14ZM20 136H22L21 134L18 136H15V137H17L18 139H19V137ZM27 135H23L22 137H21V139L23 138V137H26ZM29 136V135H28ZM77 136H78V134H77ZM114 136V135H113ZM140 136H138V138L140 137ZM149 135H147V137L146 138H144V140L145 141H147V139L149 138V137H151V136H149ZM161 136V135H160ZM160 136H157V137H160ZM7 137V136H6ZM14 137V138H15ZM30 138H31V135L29 136ZM52 137H50V139L52 138ZM66 137H65V139H66ZM116 137V136H115ZM128 137V136H127ZM140 137V138H141ZM154 136L152 135V138H153ZM153 138V140L154 139H159V138ZM219 137V136H218ZM221 138H222V136H220ZM228 137V136H227ZM3 138H1L0 139V148H1V146L3 145V144H5V143H3ZM13 138V141L15 140ZM16 138V139H17ZM28 138V137H27ZM27 138H25V139H27ZM41 139H42V142L43 143H45L46 144V140H45V138H44V140H45V142L43 141V137L41 136L40 137ZM77 137H75V139H76ZM113 138V137H112ZM123 138H124V136L121 138L122 139V141H123ZM135 139L137 138L136 137V135H135V137H134ZM138 138L136 139L137 141H141L140 139L138 140ZM161 138V137H160ZM224 138V139H225ZM17 139V140H18ZM21 139H19L20 141H21ZM50 139H49V141H50ZM57 139V138H56ZM68 139H72L71 137H69ZM67 139V140H68ZM116 139V138H115ZM118 139V138H117ZM116 139V140H117ZM126 139H128V138H126ZM131 140H133V138H130ZM130 139H128V140H130ZM135 139L132 141V142H134V146H138L139 145V143H140V146L141 145H143L144 143H146L145 141H143L142 142V144H141V142H137V144L135 143ZM143 139V138H142ZM220 139V138H219ZM224 139L222 138V140L223 141H220V142H224ZM17 140H15V142L17 141ZM23 140V147L25 146L24 145V143L27 141V140H25L24 141V139H22ZM52 140L54 141L55 140V138L53 139L52 138ZM66 140V141H67ZM119 140V139H118ZM117 140V141H118ZM127 140V141H128ZM130 140V141H131ZM152 140V139H151ZM151 140H149L148 139V141H151ZM221 140V139H220ZM231 140V141H230ZM2 141V142H1ZM4 141H7V143L6 144H8V142H9V144H10V140H6V138H5V140ZM13 141L11 142V143H13ZM28 141H30V140H28ZM34 141V140H33ZM47 141H48V139H47ZM70 141V140H69ZM68 141V142H69ZM120 141V140H119ZM14 142V143H15ZM30 142H32V141H30ZM41 142V140L39 139V143ZM54 142H56V141H54ZM71 142V141H70ZM125 142H126V140H125ZM129 142V141H128ZM128 142L127 143H125V145L126 144H128ZM152 142V141H151ZM155 142L156 143H158L157 142V140H155ZM155 142H153L154 144H155ZM1 143H3L2 145H1ZM13 143V145L14 146H17L16 144H14ZM19 143V142H18ZM28 143V142H27ZM27 143H25V144H27ZM43 143H40V144H43ZM50 143H53L52 141L50 142ZM63 143H64V141H63ZM62 143V144H63ZM73 143H74V141H73ZM77 143V142H76ZM115 143H117V142H115ZM152 143V144H153ZM215 143H217V145L220 147V148H218V146L215 144ZM5 144V145H6ZM8 144V145H9ZM20 144V143H19ZM22 144L20 145V148H19V145H18V149H19V151H18V149H17V151H16V153H15V151L13 150L14 149V147H13V145H11L13 148H11L12 150V152L16 155L17 154V152H18V155L19 156H17L18 158L21 156V153H20V149L22 148V150H24L23 149V147H21L22 146ZM30 144H32V143H30ZM44 144V145H45ZM54 144V143H53ZM62 144H61V146L60 147H62L63 148V150H64V147L62 146ZM72 144V143H71ZM75 144V143H74ZM120 144H122V142L121 143H119V146H120ZM124 144V143H123ZM123 144L119 147V148H122V146H123ZM130 144V143H129ZM153 144V149H155L156 147L155 146H157L156 144L154 145ZM160 144V143H159ZM160 144V145H161ZM7 145V146H8ZM33 145V144H32ZM78 145V144H77ZM118 145V144H117ZM116 145V146H117ZM132 145H133V143H132ZM131 144H130V146H132ZM147 145H149L150 146V148L152 147V145H151V143L150 144H148L147 143ZM159 145V146H160ZM216 145V146H215ZM231 145H233V144H231ZM6 146V147H7ZM42 146V148L43 147H45V149H46V146H43V145H41ZM79 146V145H78ZM90 146V145H89ZM130 146L129 145H126V148L125 149H129V151H130V149L132 148H130ZM134 146H133V148H134ZM145 144L143 145V149H142V146L141 147H139V150H141V151H145V149H146V147H148V146H145ZM158 146V147H159ZM235 146V145H234ZM237 146V145H236ZM4 147V146H3ZM28 147V146H27ZM34 147V146H33ZM35 147H38V145H35ZM51 147H53V145H51ZM59 146H58V150L60 151V148ZM76 147V146H75ZM91 147V146H90ZM129 147V148H128ZM138 147H135L134 149H137ZM155 147V148H154ZM161 147H162V145H161ZM228 147H229V144H228ZM239 147H240V149H241V151H240V149H239ZM10 148V147H9ZM8 148V149H9ZM29 148V147H28ZM32 148V147H31ZM39 148V147H38ZM38 148H37V151L39 152V151H41V150H43V149H41L40 150V148H39V150H38ZM50 148V147H49ZM74 148V147H73ZM76 148H78V147H76ZM141 148V149H140ZM145 148V149H144ZM163 148V149H164ZM2 149V148H1ZM5 149V148H4ZM15 149H16V147H15ZM53 151H55L54 150V148H51ZM51 149H49V151L51 150ZM56 149V150H57ZM90 149V148H89ZM92 149V148H91ZM123 149H124V147H123ZM123 150V154H124V156L125 157H127V151L126 150ZM152 149V148H151ZM150 149V150H151ZM162 149V148H161ZM239 149V150H238ZM27 150V148L25 149V151ZM31 150V149H30ZM35 151H36V149H34ZM46 150H48V149H46ZM62 150V149H61ZM148 150H149V148H148ZM156 150V149H155ZM158 150V149H157ZM236 150V151H235ZM238 150V151H237ZM6 152H5V154L4 155H6L7 154V151H9V153L11 154V156H13L12 154L13 153H11L10 152V150H5ZM25 151H23L24 152V154H25ZM28 151V150H27ZM34 151V152H35ZM36 151V152H37ZM44 152H45V150H43ZM42 151V152H43ZM49 151H46V157H48V153H49ZM53 151H50L51 152V154L49 155V157H51V156H53ZM120 151L122 152V149H120ZM128 151V152H129ZM138 151V149L136 150V152ZM153 151V150H152ZM159 151H160V149H159ZM230 153H229V152ZM23 152H22V156H21V158L24 156L23 155ZM33 152V151H32ZM44 152H43V155H45L44 154ZM48 152V153H47ZM56 152V151H55ZM54 152V154H56ZM63 152V151H62ZM67 152V151H66ZM90 152V151H89ZM132 152V149H131V151H130V153ZM139 152V151H138ZM151 151H149L148 153H150ZM240 152V153H239ZM1 153V152H0ZM4 153V152H3ZM8 153V154H9ZM28 153V152H27ZM30 153V152H29ZM29 153H28V155H29ZM61 153V152H60ZM59 152H58V154H57V156L60 154ZM77 153V152H76ZM91 153V152H90ZM93 153V152H92ZM135 153V151L133 150V154ZM139 153H141V152H139ZM142 153H144V152H142ZM147 153V152H146ZM146 153H144V155L142 156V157H140L142 160H144L145 159V157L144 156H146L145 154ZM152 153V152H151ZM150 153V154H151ZM7 154V155H8ZM73 154V153H72ZM136 154V153H135ZM150 154H148L147 156H149ZM154 154V153H153ZM152 154V155H153ZM159 154V153H158ZM242 154V155H243ZM1 155H3V154H1ZM14 155V157L15 158H12V159H10V160H12V162H13V160L14 159H17L16 158V156ZM42 155V154H41ZM75 155V154H74ZM81 156H83L82 154H80ZM91 155H93V154H91ZM132 156V154H129L128 153V157L129 156ZM140 155V154H139ZM10 156V155H9ZM10 156V157H11ZM30 156H32V154L30 155ZM78 156V155H77ZM94 156H95V154H94ZM130 156V160H129V162L130 161H132L131 159L133 158V159H135V160H138V155H133L132 157ZM134 156L136 157V158H134ZM146 156V157H147ZM241 156V154L240 155H238V157H240ZM1 157V159H5V158H7L6 156L4 157V158H2V156H0ZM45 157V158H46ZM49 157L48 158H46V159H48L49 160ZM56 156H53V157H51V158H55ZM59 157V156H58ZM96 157V156H95ZM121 157H123L122 155H121ZM127 157V158H128ZM138 157V158H137ZM23 158H25V157H23ZM22 158V159H23ZM94 158V157H93ZM126 158V159H127ZM144 158V159H143ZM150 158V157H149ZM148 158V159H149ZM156 158V159H157ZM20 159V158H19ZM21 159V160H22ZM32 159V158H31ZM33 159H36V161L38 160V158H34V156H33ZM51 160V161H54V160ZM57 159H60V157L59 158H57ZM57 159H55V161L57 160ZM62 159V158H61ZM60 159V160H61ZM77 159H78V157H77ZM80 159V158H79ZM83 159V158H82ZM82 159H80V162H81V160ZM124 159V158H123ZM129 159V158H128ZM151 159H153V156L151 157ZM159 159V158H158ZM8 160V159H7ZM24 160V159H23ZM125 160V159H124ZM17 161H18V159H17ZM26 161V160H25ZM24 161V162H25ZM54 161V162H55ZM59 160H57L56 162L59 164V162H58ZM62 161V160H61ZM93 161V160H92ZM145 161H147V159L145 160ZM148 161H150L151 162V160L149 159ZM159 160H157L156 162H158ZM160 161H161V159H160ZM159 161V163H161ZM246 161V160H245ZM248 161V160H247ZM4 162V161H3ZM5 162H7L6 163V165L8 164V162H9V164L8 165H13V164H10L11 162L8 160V161H5ZM23 162V163H24ZM28 162H29V160H28ZM28 162H26V164L28 163ZM34 162V161H33ZM38 162V161H37ZM50 162V161H49ZM83 162V161H82ZM95 162H96V160H95ZM123 162H127V160H125V161H123ZM134 163H135V165H137L136 164V161H133ZM133 162H132V164H133ZM139 162H140V160H139ZM249 162H251V161H249ZM14 163V162H13ZM17 163V162H16ZM35 163V162H34ZM33 163V164H34ZM53 163V162H52ZM51 163V165H53ZM57 163H55L54 165H53V167H51V170L52 171H50V172H55V170H56V168L57 167H59L60 165H58ZM131 163V162H130ZM138 163V162H137ZM142 163L144 164V162L142 161ZM151 163H153V160H152V162ZM151 163H148L147 164V162L145 163V164H147V165H144L145 167H149L148 165L149 164H151ZM3 164V166L0 168V169H6L7 168V166H4V163H2ZM1 164V162H0V165H2ZM35 164H37V163H35ZM34 164V165H35ZM139 164V163H138ZM155 163H153V165H154ZM162 164V163H161ZM250 164V163H249ZM248 164V165H249ZM16 165V164H15ZM14 165V166H15ZM25 165V164H24ZM29 165H31V163L29 164L28 163V165H25V166H29ZM56 165H58V166H56ZM76 165V164H75ZM81 165V164H80ZM123 165H124V163H123ZM153 165H152V167H150V169L151 168H153L152 170H155V168L156 167H153ZM156 165H158L159 167H161V165H159V164H156ZM156 165H154V166H156ZM14 166H9L10 168H11V170H13L15 167ZM126 166V165H125ZM132 166V165H131ZM138 166V165H137ZM140 166H141V163H140ZM139 166V167H140ZM143 166V165H142ZM141 166V167H142ZM250 166V165H249ZM5 167V168H4ZM12 167H14L13 169H12ZM37 167V166H36ZM45 167H47V166H45ZM54 167H56V168H54ZM93 167V166H92ZM129 167V166H128ZM136 167V166H135ZM139 167H137V168H139ZM158 167V168H159ZM252 167H250V168H252ZM29 168H30V166H29ZM38 168V167H37ZM53 168V169H52ZM76 168H77V166H76ZM75 168V169H76ZM80 168H81V166H80ZM127 168V167H126ZM132 168V167H131ZM133 168H134V165H133ZM143 168V167H142ZM157 168V169H158ZM162 168V167H161ZM2 169V170H3ZM34 169V168H33ZM36 169V168H35ZM42 168H40V170H41ZM47 169V168H46ZM55 169V170H54ZM74 169V170H75ZM78 169V168H77ZM134 169H136V168H134ZM134 169H133V171H134ZM149 169V168H148ZM147 169V170H148ZM253 169H255V168H253ZM7 170H10V169H6V171ZM39 170V169H38ZM39 170V171H40ZM43 170H45V169H43ZM59 170V169H58ZM58 170H57V173H58ZM93 170H94V168H93ZM92 170V171H93ZM139 170V169H138ZM137 170V171H138ZM147 170H144V171H146L147 172ZM159 170V169H158ZM261 170V169H260ZM1 171V170H0ZM5 171V170H4ZM14 171H17V169H14ZM13 171V172H14ZM62 171V170H61ZM60 171V172H61ZM127 171V170H126ZM132 172L131 170H130V172H132L131 173V175H134L135 173L137 174V176H138V172ZM149 171L150 170H148V173H149ZM156 171V170H155ZM3 172V171H2ZM1 172V173H2ZM12 171L11 172H4L5 173V176L7 175V177L9 176L8 174H6V173H10L11 174V176H12V173H13ZM18 172V171H17ZM36 172H38V171H36ZM54 172L52 173V174H54ZM129 172V173H130ZM140 172H141V169H140ZM143 172V171H142ZM141 172V173H142ZM153 172V171H152ZM263 172V171H262ZM56 173V174H57ZM62 173V175H63V172H61ZM79 173V172H78ZM148 173H146V174H148ZM161 173V172H160ZM14 174V173H13ZM18 174V173H17ZM16 174V175H17ZM51 174V173H50ZM52 174L50 175V176H52ZM56 174H54L55 176H56ZM90 174H92V173H90ZM90 174H89V176H90ZM135 174V175H136ZM145 174V173H144ZM155 174H158V171L155 173ZM263 174V173H262ZM0 175H2V174H0ZM60 175V174H59ZM94 175V174H93ZM92 175V176H93ZM127 175H128V173H127ZM150 175H151V173H150ZM150 175L148 176L149 177V179L147 178V176H144L143 177V179H145L146 181L145 182H147V180H148V182H149V180H150ZM153 175V174H152ZM161 175V174H160ZM4 176V175H3ZM95 176V175H94ZM2 177V176H1ZM1 177H0V180H1ZM13 177L15 178L16 176H15V174L12 176V179H13ZM54 176H52L51 177V179L53 178ZM60 177H62V176H60ZM74 178H76L75 176H73ZM129 177V176H128ZM131 177H135V176H131ZM139 177H142L140 174H139ZM138 177V178H139ZM157 177V176H156ZM11 178V177H10ZM88 178H90V177H88ZM92 178V177H91ZM147 178V179H146ZM256 178L259 180H257L256 181ZM6 179V178H5ZM9 179V178H8ZM50 179V178H49ZM94 179H95V177H94ZM131 179V178H130ZM142 179V180H143ZM165 179H162V180H165ZM262 179V178H261ZM263 179H264V177H263ZM2 180H3V178H2ZM1 180V181H2ZM7 180V179H6ZM11 180V179H10ZM14 180V179H13ZM75 180V179H74ZM97 180V179H96ZM126 180H128V178L126 179ZM140 180V179H139ZM141 180V181H142ZM153 180V179H152ZM151 180V181H152ZM154 180H155V178H154ZM159 180V179H158ZM240 181L241 183V185L239 184V183H237V185L239 184L240 186L239 187H233V185H231L232 183H235L236 181ZM0 181V182H1ZM16 181V180H15ZM91 181V180H90ZM93 181V180H92ZM91 181V182H92ZM95 181V180H94ZM135 181H138V180H136V177H135ZM141 181H140V184H145V183H143L144 182V180L142 181V183H141ZM232 181V183H230ZM238 181V182H239ZM3 182V181H2ZM16 182H18V181H16ZM20 182H23V181H20ZM19 182V183H20ZM128 182H129V180H128ZM133 182H134V180H133ZM132 182V183H133ZM148 182L146 183V185L148 184ZM157 182V181H156ZM155 182V183H156ZM243 182H244V184H243ZM264 182V181H263ZM262 182V183H263ZM72 183H75V182H72ZM137 184H138V187H139V183L138 182H136ZM136 183H134L136 186H137V184ZM150 183V182H149ZM160 183V182H159ZM159 183H158V185H159ZM164 183V182H163ZM59 184V183H58ZM57 184V185H58ZM76 184V183H75ZM130 185H132L131 184V180H130V183H129ZM151 184H154V181H153V183H151ZM166 184H165V186H166ZM258 184V186H260ZM264 184V183H263ZM263 184H261V185H263ZM73 185V187H74V184H72ZM130 185H128V186H130ZM143 185H141V186H143ZM163 185V184H162ZM244 185V186H243ZM148 186V185H147ZM147 186L145 187L144 186V191L142 190V187H140L139 189H140V191L142 190L143 192H145L146 193V189H147ZM164 186V187H165ZM167 186V187H168ZM264 186V185H263ZM72 187V186H71ZM114 187V186H113ZM133 187H135V186H133ZM132 187V188H133ZM138 187H136L135 189H137ZM151 187H152V185H151ZM158 187H160V185L158 186ZM243 187V188H242ZM76 188V187H75ZM94 188V187H93ZM150 188V187H149ZM149 188H148V190H147V192L149 191L150 192V190H149ZM155 187L153 186V189H154ZM246 188V190H247V192L246 193H244V189ZM263 188V187H262ZM152 189V188H151ZM152 189V190H153ZM171 189H169V190H171ZM261 189V188H260ZM76 190V189H75ZM95 190H98L97 188L95 189ZM95 190H92V191H95ZM99 190H100V188H99ZM120 190V189H119ZM119 190H117L118 192H119ZM151 190V191H152ZM156 190V189H155ZM262 190H264V189H262ZM133 191V190H132ZM139 191V192H140ZM141 191V192H142ZM159 191V190H158ZM158 191H156V192H158ZM172 191V192H173ZM76 192V191H75ZM114 192H116V191H114ZM135 192H137L138 193V196H140V194H139V192H138V189H137V191H135ZM143 192H142V194H143ZM148 192V193H149ZM171 192V191H170ZM171 192V193H172ZM234 192H240L241 194L242 193H244V194H246V195H243L242 197H239L241 194H239V195H236L235 194V196H237V199L239 200V203H241V208H240V204L237 206V205H235L234 204V202L232 203L231 202V204H234V206H231V204H230V194H231V196L233 197L234 196ZM260 192H262V193H260ZM72 193H73V189H72ZM94 194H95V192H93ZM98 193V192H97ZM102 193H104V192H102ZM120 194H123V193H121V192H119ZM153 193H155L154 192V190H153V192L151 193V195H149L148 197L149 198H151L152 197V194ZM170 193V194H171ZM232 193H233V195H232ZM101 194V193H100ZM112 194V193H111ZM117 194V193H116ZM135 194V193H134ZM168 194V193H167ZM73 195V194H72ZM98 195V194H97ZM102 195V194H101ZM106 195V194H105ZM110 195V194H109ZM136 195V194H135ZM153 195H155V194H153ZM157 195V194H156ZM174 195V194H173ZM264 195V194H263ZM94 196V195H93ZM116 196V195H115ZM114 196V199L117 197H115ZM120 196V195H119ZM122 196V195H121ZM141 196H143V198H140V199H142L143 201H144V196L145 195H141ZM159 196V195H158ZM157 196V197H158ZM166 196V195H165ZM164 196V197H165ZM175 196V195H174ZM96 197V196H95ZM97 197H99V196H97ZM100 197H103V196H100ZM146 197V196H145ZM167 197V196H166ZM240 199H239V198ZM104 199L106 198V196L105 197H103ZM112 197H110L109 199H111ZM154 198H156V196L154 197ZM173 198V197H172ZM178 198V197H177ZM182 198V199H183ZM95 199V198H94ZM104 199H102V200H104ZM108 199V198H107ZM120 200H121V198H119ZM152 199V202H153V198H151ZM151 199H150V201H151ZM159 199H160V197H159ZM232 199V198H231ZM233 199H235V198H233ZM261 199H263V198H261ZM112 201H113V199H111ZM117 200V199H116ZM140 201L139 199L137 200V201H139L140 203L141 202H143V201ZM158 200V199H157ZM167 200H168V198H167ZM236 200V199H235ZM238 200L237 201H235V203L236 202H238ZM264 200V199H263ZM85 201V200H84ZM97 201V200H96ZM99 201V200H98ZM109 201V200H108ZM148 201V200H147ZM163 201V200H162ZM169 201V200H168ZM249 201H251L250 202V206H251V203H253L254 202V204H256L254 207H253V209L252 208H248V206H247V204L246 203H244V202H248V205H249ZM119 202V201H118ZM152 202H151V204H152ZM158 202H161V201H157V203H156V201H155V203L157 204V205H159V203ZM172 202H174V200L172 199ZM263 202V201H262ZM83 203V202H82ZM87 203V202H86ZM96 203V202H95ZM145 203V204H144ZM147 203H149L150 204V202L148 201V202H143L142 203V205H144V207H145V205L147 204ZM176 203V202H175ZM174 203V204H175ZM245 205V208H243L244 206H243V204ZM260 203V202H259ZM100 204H101V201H100ZM103 204H104V202H103ZM107 204V203H106ZM108 204H110V206L113 208V206H112V204L111 203H108ZM117 204V203H116ZM119 204V203H118ZM120 204H121V202H120ZM164 204V203H163ZM166 204V203H165ZM172 204V203H171ZM170 204V205H171ZM174 204H172V205H174ZM237 204V203H236ZM261 204V203H260ZM83 205H85V204H83ZM87 205H88V203H87ZM92 205V204H91ZM95 205V204H94ZM102 205V204H101ZM113 205H115V203L113 204ZM141 205V204H140ZM139 205V206H140ZM161 205H162V203H161ZM160 205V206H161ZM179 205V207H180V204H178ZM177 205V206H178ZM253 205V204H252ZM86 206V205H85ZM93 206V205H92ZM104 207L106 206L105 204L103 205ZM103 206H102V208H103ZM108 206V205H107ZM152 206V205H151ZM150 206V207H151ZM155 206L156 205H154V203H153V206L152 207H154L155 208ZM156 206V208H157V210H159L160 209V211L162 210L161 209V207H163V206ZM176 206V207H177ZM230 206L232 207L231 209H230ZM237 206V207H236ZM259 206V205H258ZM121 207H122V205H121ZM146 207H149V205L147 206L146 205ZM145 207V208H146ZM151 207V208H152ZM158 207H160V208H158ZM172 207V206H171ZM260 207H261V205H260ZM87 208H89L88 206H87ZM99 208H101V207H99ZM111 208V209H112ZM116 208H118V206H116ZM142 208H143V206H142ZM144 208V209H145ZM151 208H150V210H151ZM156 208H155V210H156ZM167 208V207H166ZM257 208V209H256ZM259 208V209H258ZM84 210H85V207L83 208ZM98 209V208H97ZM144 209H142L143 211H144ZM148 209V208H147ZM177 209V208H176ZM176 209H174V211L176 210ZM180 209V208H179ZM104 210V209H103ZM102 210V211H103ZM116 210V209H115ZM121 210V209H120ZM142 210H141V212H142ZM146 210V209H145ZM153 210V209H152ZM157 210H156V212H157ZM164 210H165V208H164ZM87 211V210H86ZM85 211V212H86ZM93 211V210H92ZM100 211V210H99ZM102 211H100V212H102ZM118 211V210H117ZM154 211V210H153ZM172 211V210H171ZM173 211V212H174ZM113 212V211H112ZM156 212H154V213H156ZM165 212V211H164ZM163 212V213H164ZM166 212H168V210L166 211ZM179 212V211H178ZM88 213V212H87ZM119 213V212H118ZM118 213H116L117 215H118ZM144 213H146L148 216L149 215H151V214H153V215H156V214H154L153 212L151 213V211H150V213L151 214H148L147 213V210L144 212ZM169 213H170V211H169ZM176 213V212H175ZM183 213L181 214V216L183 215ZM90 214V213H89ZM92 214V213H91ZM115 214V215H116ZM159 214V213H158ZM158 214H157V216H158ZM141 215H143L144 216V218H145V214H141ZM146 215V216H147ZM153 215H151V217L150 218H155V217H153ZM170 215V214H169ZM159 216H160V214H159ZM167 216V215H166ZM90 217V216H89ZM94 217V216H93ZM164 217V216H163ZM180 217V216H179ZM96 218V217H95ZM147 218V217H146ZM150 218H147V219H144L145 220V222H146V227L148 228L149 227V225L151 226L152 224H150L149 223V220L148 219H150ZM165 218V217H164ZM164 218H161V219H164ZM91 219H92V217H91ZM94 219V218H93ZM152 219H150V221L152 220ZM156 219V218H155ZM148 221V223H147V221ZM95 221V220H94ZM157 221H158V219H157ZM182 221V220H181ZM144 222V223H145ZM153 222L155 223L156 221H154V219H153ZM188 222V223H189ZM97 223V222H96ZM154 223H153V225H154ZM157 223V222H156ZM178 223V222H177ZM182 223H183V221H182ZM187 223V222H186ZM187 223V224H188ZM189 223V224H190ZM149 224V225H148ZM187 224L185 225L186 227H188L187 226ZM145 225V224H144ZM148 225V226H147ZM158 225V224H157ZM157 225H155L156 227H157ZM245 225H243L244 227H245ZM155 226H152L153 227V229H154V232H158V229L155 227ZM253 226V227H254ZM185 227V232H187L188 231V229H189V227L188 228H186ZM241 228H242V226H240ZM251 227V226H250ZM257 227V228H258ZM247 228V227H246ZM150 229V227L148 228V230ZM243 229H245V228H243ZM150 230H152V229H150ZM149 230V231H150ZM159 230H160V227H159ZM246 231H244L243 230V233H245V232H248V230L247 229H245ZM250 230V229H249ZM73 231H74V229H73ZM252 231H253V229H252ZM255 231L256 232H258V231H261V230H256V228H255ZM157 232H156V234H154V235H157ZM74 233V232H73ZM72 233V236L73 237H77L78 236V238H79V235H77V234H73ZM79 233L80 234H82L80 231H79ZM160 233V232H159ZM242 235H243V233L242 232H240ZM249 233V232H248ZM151 234H152V232H151ZM259 234H261V232H259ZM236 235V236H235ZM241 235V236H242ZM245 235V234H244ZM243 235V236H244ZM248 235V234H247ZM246 235V240L245 239H243V240H245V241H248V242H250V241H252L251 243H254L253 244V246L254 245H256L257 243H255L256 241L255 240H257V239H255V237L257 238V237H259L260 235H258L257 233H255L254 234V232H252V233H250L248 236ZM258 235V236H257ZM84 236V235H83ZM83 236H81L80 238L82 239L83 238ZM215 236V237H214ZM241 236H240V239H241ZM218 238H219V236H217ZM245 237V236H244ZM84 238H85V236H84ZM217 238V239H218ZM220 238L222 239L223 237H221V235H220ZM228 238V239H229ZM75 239V238H74ZM80 239V240H81ZM228 239H226V240H228ZM259 239V238H258ZM77 240V239H76ZM155 240V239H154ZM214 240V239H213ZM223 240V239H222ZM238 240V239H237ZM236 240V241H237ZM253 240L255 241V242H253ZM176 241V240H175ZM225 241V240H224ZM230 241V240H229ZM239 241H241V240H239ZM259 241V240H258ZM208 242L209 243H211L212 242V240H208ZM208 242L206 243V247H208L207 246V244H208ZM223 242V241H222ZM159 244V243H158ZM161 244V243H160ZM176 244V243H175ZM214 244V243H213ZM215 244H217V243H215ZM225 245V244H224ZM45 245H44V243H43V247H44ZM159 246H163V245H159ZM177 246V245H176ZM252 246V245H251ZM251 246H250V248L247 250L248 251V253H251L253 250H255L256 249V247H255V249L254 248H251ZM86 247V246H85ZM167 247V246H166ZM214 247V246H213ZM82 248V247H81ZM81 248H80V251L79 250H77L78 252H77V256H76V253L74 254V251L76 252V250H73V254L78 258L79 256H78V253L79 252H82V253H79L80 254V257H81V254H83V250H81ZM210 248V247H209ZM209 248H207V249H209ZM43 250H45L46 248H42ZM76 249H79V247L78 248H76ZM83 249H84V246H83ZM161 249H162V251H163V249H164V247L162 248L161 247ZM167 249V248H166ZM253 249V250H252ZM158 250H159V248H158ZM85 251V250H84ZM86 251H88L87 250V247H86ZM161 251V250H160ZM164 251H166V250H164ZM168 251V250H167ZM171 251V250H170ZM175 251V250H174ZM176 252V251H175ZM199 252H200V250H199ZM165 253H167V252H165ZM206 253L208 254L209 252H207L206 251ZM44 254H45V251H44ZM86 254V253H85ZM168 254V253H167ZM170 254V253H169ZM72 255V254H71ZM209 255V254H208ZM73 256V255H72ZM74 256V257H75ZM166 256V255H165ZM79 257V258H80ZM83 257V256H82ZM170 257V256H169ZM78 258V259H79ZM84 258V257H83ZM171 258V257H170ZM170 258H169V261H170ZM175 258H177L176 256H175ZM240 258V257H239ZM251 258V257H250ZM249 257H248V261L247 262H249V259H250ZM82 259V258H81ZM167 259H168V257H167ZM172 259V258H171ZM241 259V258H240ZM240 259H239V262H240ZM246 259V258H245ZM74 260V259H73ZM84 260H86V259H84ZM175 260V259H174ZM181 261V260H180ZM180 261H179V263H180ZM242 261V260H241ZM243 261H244V259H243ZM246 261V260H245ZM252 261V259L250 260V262ZM82 262L84 263V261H83V259H82ZM86 262V261H85ZM172 262V261H171ZM174 262H176V260L174 261ZM230 262H231V260H230ZM236 262V261H235ZM176 263H178V262H176ZM232 263V262H231ZM234 263V262H233ZM234 264H236V263H234Z\"/></svg>",
    "mask_w": 264,
    "mask_h": 264
}]
</instances>
